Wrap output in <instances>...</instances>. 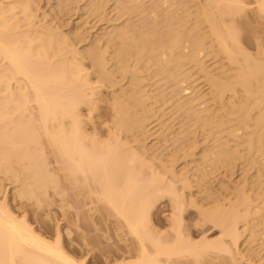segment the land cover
<instances>
[{
  "label": "bare ground",
  "instance_id": "bare-ground-1",
  "mask_svg": "<svg viewBox=\"0 0 264 264\" xmlns=\"http://www.w3.org/2000/svg\"><path fill=\"white\" fill-rule=\"evenodd\" d=\"M24 1L25 0H22V2H21V0H20V2H19V0H17V1H15V0L14 1L13 0H0V172L1 173L6 172L5 175H9L10 173H7V172H9V171L11 172L13 170V173H14L15 171L18 170V168L16 166H19L20 170L18 172L20 173V171H21V173L24 172V174H25L23 176L22 175L23 173L22 174L20 173V175L23 177V179L26 176L24 181L21 180L22 177L19 178L20 181H22L21 183L25 182V185L24 184H22V185H24L25 188H26L25 189L24 186L23 187L21 186V189L22 188L23 189L19 190V192L20 191L21 192L20 193L18 192V194H16L19 197V198L16 197L17 199H19V201H18L19 207L15 208V207H11L10 206L11 207L10 208V207L7 206V204H5V203L1 204L0 203V264H89L91 262V259L96 256V255L93 254V251H92L94 249L88 247L89 241L87 240V241L83 242V239L85 237L84 238L82 237L83 238L82 239L83 243L80 242V245H81L80 247L79 246L77 247L75 244L73 245L74 247H72V246L70 247V245L67 246V244L65 243V240L62 239V235H61V231L60 230H58L56 232V238L52 239V235L53 234L50 233L47 230L48 228L47 229L46 228L41 229V228L38 227V229H36L35 227H32L31 224H29V222L27 220L28 218H26L27 214H23L22 217H20L21 215L19 214L20 215L19 216L16 213V212H19V211L21 212L22 209H24V211L27 210L28 207L25 209L26 206L21 201V200H23L25 195L27 196L28 193H30V194L33 193V195H31V196L35 195V196H37L38 199H40V197H38V196L42 195V193L44 194V192L47 189L45 186H48V183L44 182L46 180V178H44V177H47L45 175L47 171L44 172L45 171L44 169H45L46 166L43 167V163H41L42 162L41 161V159H42V157H41L42 153L41 152H43L42 150H44V149H42V147L45 146V149H46L47 148L46 147L47 143L53 149L52 150L51 147H50V149H51L50 151H53L55 153V154L54 153L53 154L57 155L55 158H58V160L62 164H60L59 161H58V163L61 166L63 165L62 167L64 168V171L67 172V174L72 178V181L74 183L78 182L81 179H83L84 183L88 182L87 180L88 179L90 180V177L95 182L98 183L99 186L96 185V189L98 190L97 187H99V190L97 191L94 188L96 190V191H94L95 195L96 196H97V194L99 195L98 196V200L102 199L101 200L102 202L104 200V204L105 205H106V202H107L108 205H106V206H109V209L112 208L114 210V211L110 210V212H112L113 214L116 213L119 216V218L121 216L120 219L121 220L124 219L126 224L124 222L123 223L126 225V227H128V230L133 234V236L135 235V240L137 238L136 242H138V244H139V246H138L139 249L137 250V248H136V251H139L138 252L139 255L138 254L136 255V253H135V256L137 258H135L133 260L130 259L129 261H127L128 258L125 257L126 260L124 258V262L121 261V262H119V264H182L183 263L182 260H184V258H185L184 261H185V264H186V263H189V261H186V259H188L189 256H193L194 257V258H189L190 262L193 259H197L198 260L197 263L194 262V264L195 263L198 264L200 256L202 257V255L203 256H204V254L206 255V253H208L209 250H210L209 251L210 253H212V251H213V254L215 255L214 258H217V257L219 258V256L222 253H224V252L225 253H224L223 257L225 258L227 256L225 254L228 253V255L229 254L233 255L234 251L237 252L236 249H240L241 250L240 246L242 244L239 245V246L237 244L240 241L242 243V240H240V238H242V236H244L246 229L248 231L250 229V231H251V230L255 229V226H257V229H259L260 228L259 226L264 224V196H263L264 195V192H263L264 191V184L262 183V182H264V166L262 167L263 164L260 163V165L262 164L260 166L259 162H256L257 163L256 164L255 161L254 162L252 161L254 164L251 163V166L252 165H255V166L259 165L260 168H261V169L258 168L259 166L256 167V168H258L260 170L257 169L258 172L256 170V172H257L256 174L258 175V178L255 175L257 179H255V178L254 179H255V182H258L256 184H259V186H260V183H261V184H263V187L260 188L262 185L259 187L257 185L255 186V184L253 185V183L251 185L252 189H253L254 186L257 188V190H255L256 188L254 189L255 193L253 191V195L255 194V196H257L258 198L255 197V196L252 197V195H251L252 194L251 193L252 190H250V192H249V189H251V188H249V186H248L249 189H247V188L242 189L241 188V187H243V185H244V187H246L247 185L251 184L252 181H250V179L247 176V178L249 179L250 182H249V184L247 183V185L245 186V182L246 181L244 180V178L248 174H244L245 177L242 179V180H244V183L240 182V183H243V185L242 184H239V185L237 184V186H236V187L241 186L240 187L241 189L238 188L239 189V191H238V189L236 188L237 190L234 191V192H237V191L239 192L238 193L239 195H237V193H234L235 196H236L235 199H236L237 202L235 201L236 203H234V202L231 201L233 204H231L229 206H228V204L225 203L227 205L226 207H230L231 206L229 209L223 207V206H225L224 204H223V206L221 208V205L217 204V202H220V199H219V201L215 202L214 200H216L217 196L215 197L213 194L212 195L215 197V199H213V201L215 203L212 201L213 196H211V192H210L211 189L209 190L210 196L209 195L205 196L203 194L204 197H207V196L209 198L212 197V198H210L212 202L207 200V203L208 202L212 203V205L216 204V205L212 206L215 209L212 208L213 210H211V208L208 207L210 204H206L205 203L206 206L208 205L207 207L210 210L209 213L211 212L212 214L213 213L214 214L213 215H210V214L209 215L208 214L205 215L204 214V215L206 216V218L209 217V219L211 221L213 220L212 222L215 223L214 224L215 226L217 225L218 228L220 227L219 229H220L222 234H221V238H219V241H217V239L213 240L214 242L212 240H210V241L207 240L206 241V238H205L204 242L201 241L202 243L200 242V244L197 242L199 244V246L198 245L196 246V244H197L196 242L193 244L192 242H188L187 240H184L182 238V234L180 233L181 232L180 231V227H181V221H182V219L180 220V217H182V216L181 215L178 216L177 214H175V212H176L175 210H176V208H178L179 205L175 206L174 205L175 203H173L175 201L174 198H177L176 200H179V199H181V196H183V195L182 194H178V192H176L179 188L176 186L178 189L177 188H176L177 190L175 189V184L176 183H174L173 180H172V182H169V183H171L170 185H168L169 183L166 184V181H165V184H164L165 187L161 186V185H163L162 181H164L165 179L164 180L160 179L161 178L160 176H163V175H162V172L160 173L161 170H159L157 168V167H159L157 165L161 162V161H159V159L160 160H162V159L161 158L158 159L156 157L158 159L157 160L154 157L155 160H157V162H158V164L156 165V168H155L154 165L156 163L153 166L150 165L151 163H149L148 166H147V165H145L147 160L145 162V159H143V157H142V155L140 153H138L139 157H138L137 154H134V150L136 151L135 153H137V151H139V149H137V150L133 149L132 150V149L126 147L127 150L133 151V154H129L128 151L126 153L125 151H123L121 149L122 148L121 146H124L123 144H125L124 143L125 137L124 136L123 137H119V136L122 135V134L126 136V134L122 133V132H128L131 129L130 131H132V132H128V134L129 133H130V135H131V133L133 134L134 126L137 124L136 125L137 128L142 127V122L146 121L147 116H148V115L146 116V114H149V112L151 113L154 110L153 108H152L153 110L150 109L151 107L148 106L149 110H151V111L148 112L147 111L148 108H147V106H145L146 102L143 105V101L142 100H144L145 98L147 100V95H149V94L145 93L146 96L143 98V96L145 94H143V95H141V94L143 92H146V91L143 90L140 87L141 83L137 82V84L140 85V86H136V89H135L134 88L135 85H132L135 90L134 89L133 90L130 89V88H132V86H131L129 88V90H127V94H126L127 96L125 95L127 97V99H126V97H125L126 100L123 99V101L125 100L127 102L128 98H129V95L131 94L130 96H132V94L134 92L136 95L135 96L133 95L132 98L129 99L130 101L133 99L134 102L133 101H131V102L128 101L129 103H127V104H130V103L133 102L134 104H136V106H135L136 108H138L139 105H141V106L143 105L142 107H143L144 111L141 108V112H148V113H145V114L141 113L139 111L140 108L138 109L139 112L137 111L138 113H134L137 110L134 107V104H132V107L130 106L131 104L129 105L130 108H131L130 109L128 107V105L125 102H122L121 100H120V102L116 100L117 102L115 101L116 103L115 104L113 103L114 106H115V110H116V111H114L115 112L114 113L115 119H113V120H115V122H114V126L112 125L113 127H111V130L109 129L110 130L109 132L110 133L112 132V134L109 133L112 137L111 138L109 137L107 139L108 140L107 142H104L103 139H101L103 141H101L100 139L98 140V136H96V135H94L95 136L94 137L90 133L87 134V132L84 130V127L82 125L83 120H82V117H81V107L84 104H87V103L92 101V99H91L92 92L91 93L88 92L89 90L92 91V89H93V88H91V86H89L90 80H88L87 77L83 75L82 69L78 66V64H76L75 61H74L75 62L74 63V62H72L70 60L71 57H69V55L64 56L65 54L62 52L63 50L61 49L62 45L64 44V41L62 40L63 43L61 41V37L62 36L59 35L60 36V41L62 43L61 48H60V44H61L60 41H59V47H57L58 46V45H56L57 41L55 40V36L58 35V34L53 32V35L56 34L55 36H53L51 34L52 30H51V32H49V30H48L49 33L46 32L47 30L44 32L43 30L46 28V26L44 28V25L42 27V31L41 32L37 28H35V29L33 28L35 26L38 27L40 25L37 26V24H35V26H34L33 25L34 23L32 24V22L34 20V19H32V17H36L34 14L32 15L31 14L32 12L30 11V10H32L31 7L33 8L32 3H30L29 0L28 1L26 0L28 2L27 3L25 1L27 3L26 4V3H24ZM93 1L94 0H92L91 3ZM154 1H155V3H153V5L155 7H159L160 4L158 6H156V4L159 1H161V3H163V0H159L158 2L156 0H154ZM178 1L179 2H183L184 1V3H185V0H183V1L182 0L181 1L178 0ZM188 1L189 2L188 3L186 2V5L187 4L191 5L190 4V3H192L191 1L194 2V0H191V1L188 0ZM199 1H200V3H199ZM205 1H207L206 3H208V0H205ZM209 1L213 2V4H214V2H216V4H214V5H218V6H216L217 9H215L216 7L214 5L212 6V7H215L214 8L215 12L217 10V13H219L218 15L215 12H213L214 10H212L211 12H212V14L213 13H215V14L211 15V13H209V11H208V8H207L206 4H205L206 7H203V5H204L203 1H202L203 5H201L202 4L201 0H198L196 2V4L199 3L201 6H197L196 4L194 5V8H196V6L199 7L198 9L202 8V10L197 12L198 17L195 16V14H196L195 12H189L190 14L188 13V10L190 11L189 8H186L188 5L185 7V4H180L179 3V5H182V6L185 7L184 8V7L180 6V7H182V9L184 8L183 11L185 10V12H186V10H187V13L179 15V16H183L182 19L184 20V22H183V20L179 19L180 21H182L181 24L183 25V28L186 27L187 25H189V26L191 24L194 25L195 24V20L197 21L194 26L192 25V26H190V28H186V29H188L187 31H186V29H184L186 31L187 35H186V33H185V31L183 29H181L182 31L181 30H178V31L176 30V29H180L181 28L180 26H178V23H180V22H177V24H176L179 28L175 29L176 25H174V24L178 20V19H175V18H177V17L179 18L178 15H176V17H174L173 20H172V18H173L172 16H175L174 13L166 15V17L168 15L171 17V18L168 17L169 20L167 19L168 22L169 21L171 22V23L169 22L171 25L170 24L166 25V22H163L164 19L161 21L162 17L160 18L157 15L155 16L157 18V22L156 23H158L160 21L159 25L161 23V26H163L164 28H165V26H166V28L169 27L168 28L169 30L166 29V28H165L166 30H163L164 28L162 27L163 29H161V30H162V32L165 31L164 34L161 32V30H158L157 32H161L159 35H161L163 37H164V35H166L169 38V37H171V35L169 33H171V32L173 33L172 34V36L174 35L172 37L173 39L172 38L168 39L169 41L171 39L173 40L172 44H171V42L168 43L171 46H169V45L166 46V41H168L167 39H165L166 36L164 37V40H163V37L161 38V36H160V38L162 39V40H160L157 37V35H156L157 32H154L155 35L153 34V30L156 31L155 28H157L159 26V25L157 26L156 23L154 22V21H156V19L154 21H152V22L155 23V25L157 27L154 24H153V26L150 23L147 24V19L148 18L146 19V17H144L143 13H142L143 16L141 14H139V15H141V21L139 20V22H142V18H143V20L145 19L144 20L145 24L149 28L151 26L154 27V28H152V27H151V29H149L148 27L146 28V26L143 24L144 25L143 27H145L144 30L147 29L144 32V34L145 33H147V34L146 35L143 34L142 36H140V34L142 32L141 29H143L142 24H140L141 25L140 28H138L139 25L136 26L138 28V29L136 28L137 30H135L136 33H135V31H132L135 34H133V33L128 31V29H127L129 27V25H128V27L126 26L127 28H125V30L127 29L126 30L127 31L126 32V36L128 34V36L130 38H127V40L128 41L134 40L137 43L136 40H138L140 37L142 39V37L144 36L143 38H145L144 40H146V42L151 41V42H149L150 44L147 43V45L148 44L151 45L155 41L150 40L149 36L147 37V35L150 34V36H151L153 34L151 39L156 40L158 38L161 41V42L159 41L160 44H162L164 42L163 44L166 46V48L167 49L169 48V50L171 51L170 53L174 54V58H173V60H171L173 55L170 54L169 59H167V60H170V61H167L166 59H164L166 57L168 58V56H166L167 53H168V50L165 47H162L163 44L159 46V44H157L158 43V39H157L156 40L157 43H155L157 49L155 48L154 51L156 53H157V51H160L158 53L164 52L163 56H165V57L159 59L162 55L158 57L159 54L158 55L156 54L157 55L156 58H158L159 62H161V61L163 62L164 60L167 61V62H165V61L163 62L165 64V66L163 65V63L161 64V63L158 62L159 65H163L165 68L164 67L162 68V67L158 66V63H157V66L159 68L155 66L156 68H154V70L155 71L157 70L156 72L158 74L161 69H163V70L165 69V71H166V69H167V71H168V69H170V71H168L170 73H168L167 71H166V73L161 71L162 72L161 74H164V75L165 74H167V75L169 74L170 78L167 76V79L169 78L170 80L174 76L176 77L177 73H175L176 75L173 74V73L175 71L177 72L181 68L180 65L181 66L183 65V67L185 66L184 64H186V63H183V61L187 62L189 60H192V61L193 60L194 61L201 60V59H199L200 57L197 59V56H199L200 54L205 53V51H207L206 45L209 46V47L211 46L210 48H212L215 45L214 47L218 48V49L215 48V49H217V51L215 53H217L218 51H221L222 53L219 52V55L220 54H225L224 56L225 57L227 56L229 60L227 58H225L223 55H222V57H224L226 59V61H231L230 67L231 66L233 67L235 65H236L235 67H237L238 66L237 64H239V67H237L239 69L235 68L237 70V74H238L237 77L234 75L236 77V79H235L234 76H232V73L230 75V76L233 77V78H231V77L230 78L233 79V80L235 79V81H233V80L229 81L230 78H228V76H227V78L224 81V85H223L222 81H221L222 83L219 81V80H221V78H220L221 75L216 73L215 76H214V73H212L213 75H211V73H210L211 77L213 78L212 79L213 82H212L210 80L211 77L208 75L209 72L205 73L203 71L206 74V76H205V74L203 72H202V74L204 75V77H207V75H208V78H209L208 84H209V82H212L210 84H212L215 87V89H214L212 87V85H211V89H214L215 92H218V95L220 93L218 103H220L221 105L218 104L217 102L216 103H217V106H219V107L222 106V107H220V109L222 110V113H223V114L220 113V115L222 116L221 118L224 117L225 118V120L223 119L224 121H227V120L229 121L231 118L227 119V117H228L227 115L231 114V115H233V119H234V120H231L232 121L231 123H234V122L236 123L237 122V124H238V125L234 124V125L238 126V127L235 126L236 130H233V128H232L233 125L232 126L230 125L231 128H232L230 130V126L228 125L230 132L228 130H226V128H223L229 134H227L226 131L222 129L225 132V134L227 135V138L230 139V136H231V138L233 140L235 139L236 141L235 140L234 141H235V145L237 147H238V143H237L238 141H239V146H241V144L244 143L245 144V149L247 150V152H251L250 150H252L253 147H255V143H254L255 139H252V136H250L251 138L248 136L250 138V142H246V140H245L246 143L243 142V141H241L242 142L241 143L240 142L241 138L239 137L238 133H236V132L240 131V128H241L239 126V125H241L240 122H243L242 125H245L246 120L249 118L250 122H256L255 124L253 123V125H255L253 127L256 128L255 129L256 131L259 130V129H257L258 128L257 126H259V127L261 126L262 127V129H263V130H261L262 133L258 132V133H260V135L259 134H257V135L255 134V135H256V137L258 135H259L258 137H260V138L257 137L259 139V140L258 139L256 140L257 145H259V144L261 145L262 142H263L262 140H263V137H264V132H263L264 131V127L262 125H264V108H263L264 107V65L262 66L260 64V62L258 63V61L256 60V62L255 61H254V63L252 62L251 66H250V64L247 66L246 64H248V63L246 62L245 59L247 57H248L247 61H249L250 59L251 60H253V59H252V57L250 58L249 55L246 52L245 53L248 56L245 55L244 52L241 53V51H243V49L240 47V44L239 45L237 44V42H238L237 39L240 40V38H238L237 36L239 35V37H240V34H238L237 31L235 32V29H237V27L235 28L236 25H233L234 27L232 26L231 28H226V27H228V25L230 23L229 20L232 19L231 17H233V18L234 17L236 18L237 16L239 17L240 14L243 12V10H244L243 13L246 12L247 8H246V6H244L243 2L240 1V0H209ZM130 2H131V0H130ZM133 2H135V1L132 0L131 3L133 4ZM174 2H175V0H173V3ZM29 3L31 4V7H30ZM176 3L178 4V2H175V4ZM132 4H130V5H132ZM137 4H139V3L137 2ZM257 4L258 5L256 6V9H257L256 11L260 14V16L264 17V0H258ZM127 5L130 7L129 3ZM134 5H136V2L134 3ZM135 7H136L135 9H137V7H138L139 11L140 10L142 11V9H143V8L141 9L140 5H137ZM188 7H190V6H188ZM128 9L129 8L127 7V11H128ZM198 9H197V11H198ZM130 10H131V8H130ZM191 11H192V9H191ZM34 12H35V10H34ZM188 14L190 16L189 18H188ZM227 15H228V17H227ZM229 15H231L230 18H229ZM192 16H195L194 17L195 20L192 19L193 18ZM224 16H226V18H229V20L226 21L225 20L226 18H223ZM149 17L151 18V16H149ZM150 18L148 19V22H151ZM153 18L154 17H152V19ZM222 18H223L224 21L222 20ZM31 19H32V22H31ZM139 19H140V17H139ZM158 19H160V20H158ZM189 19H190V21H192L191 24L189 22ZM233 20H231L232 21L230 23L231 25L233 23ZM172 21H174L173 24H172ZM185 21H187V22H185ZM202 22L205 23V24H203V26L206 25L207 28L205 26H204V28L207 29V30H205L203 28ZM185 23L187 24L186 26L184 25ZM162 24H164V25H162ZM134 25H135V23H134ZM223 25L224 26L226 25V26L224 27ZM27 26L29 28L30 27L33 28L34 36L30 37L31 36V34H30L31 30H30V33H28L29 32L28 30H24V29H29ZM130 26H131V28L129 27V30H134L135 29V26H133V25H130ZM170 26H171V28H170ZM221 27L223 29L225 28L226 31L224 32ZM22 28H24V29L22 30ZM32 28H30V29H32ZM159 28H157V29H159ZM48 29H50V27ZM139 30L141 31L139 33L140 37L136 35ZM149 30H151L152 32L150 31V33H148ZM167 30L169 31V33H168ZM123 31H124V29H123ZM115 32L116 31H114V33ZM117 33H118V31H117ZM129 33L132 36L136 35L137 37L136 36H133V37L138 38V39L135 40V38H131L132 36H130ZM28 34H30V36ZM183 35H185L186 37L188 36V37L186 38ZM59 36H57V39H59ZM114 36H115V34H114ZM126 36H124V37H126ZM115 38H117V36H115ZM146 38H148V39H146ZM208 38L211 39V41H213L212 43H214V44H212L210 41H209V45L206 44V40ZM62 39H63V37H62ZM64 40L66 41L67 39H64ZM125 40H126V38H124V41L122 42L123 45H124V42H127ZM144 40H142L143 41L142 44L144 43L143 45H146ZM208 40H207V43H208ZM114 41H115V39L113 38L112 42L114 43ZM134 41H133L134 45L132 43L130 45H131V48L134 51H136V47L140 46V44L139 43L135 44ZM66 42H69V41L67 40ZM185 42L188 43V45H189L188 47L190 48L189 50H191V51L187 50L188 47L187 48L184 47L183 43H185ZM239 43H240V41H239ZM70 45L71 44H69V46L64 45L63 48H64V52L66 54L71 52V55H72V52H74L75 49L72 48L73 51H71L70 47H72V46H70ZM115 45H116V43H115ZM126 45L128 46V43ZM130 45L128 47H130ZM135 45H137V46L135 47ZM147 45H146V47L143 46V48L145 47L147 49V47H148ZM152 45H151V48H152ZM65 46L67 47V50H69V48H70V50L69 51H65V48H66ZM133 46H134V48H133ZM238 46H239V48H238ZM112 47H114V45H112ZM125 47L126 46H124V48ZM182 47H184V49H186L185 51H188V52H185ZM137 48H139V47H137ZM141 48L142 47L140 46V49ZM126 49H129V48H125V50L123 49L125 54H123L124 52L121 53V54L124 55L122 57L124 59H125V56L128 57V59H129V56L131 54H133L132 58H135V59H136L135 55L137 56V54H139L138 56H140V54L143 56V54H142L143 49H141V50L137 49L138 52H134L135 55H134V53H130L131 50L129 51V50H126ZM163 49H166L167 51H165V50L163 51ZM149 50H150V48H149ZM179 50L180 51L183 50L187 55H184L185 53L183 51L180 52V53H183V55L178 54ZM150 51L152 52V50H150ZM212 51H214V49H212L210 52H212ZM144 52H145V50H144ZM147 52L144 53V55L146 54V56L149 55V57L151 56L152 58H155L152 55L153 53L150 55ZM237 52H238V54H240V53H241V55L243 54V56L246 57V58L242 59V56L238 55ZM212 53L214 54V52H212ZM234 53L237 54V58L235 57ZM142 56H140V58ZM238 56H239V58H238ZM216 57H218V55ZM220 57H221V55H220ZM113 58L114 57H112V59ZM140 58H139V61L136 60L138 62V64L136 63L137 65L135 64L136 65V66L134 65L135 67L140 66V65L142 66V64L145 62V61L144 62L142 61L143 63H141L140 60H142L144 57L141 58V59ZM192 58H194V59H192ZM201 58H202V56H201ZM240 58L243 60V62L245 61L244 64H243V62H242V60ZM124 59H122V60H124ZM236 59L237 60L240 59L241 62H242L241 64L244 65V67L245 66L246 67L245 68L242 67V65L239 63L240 61L239 60L237 61ZM202 60H203V58H202ZM97 61H100L99 62L100 63L99 64L100 68H102L104 70L103 72L106 73L105 77L104 76L103 77L104 78H108V79L112 78L113 76L111 77L112 74H110L112 72H110V71H109L110 73L106 72V68L105 67H107L106 66L107 64L106 65L103 64L102 56H98ZM127 61L128 60H126V61L124 60L123 61V62H126V67L127 68L125 67V64L123 62H122V64L120 63L122 65L120 68L121 69L124 68L122 71L126 70L125 74H127L129 72L128 69L130 68V67L128 68V66H127ZM173 61L178 62V63H180L182 61V63L179 66H178V63H177V65L173 64L172 67H173V69L176 68V70L173 71V69H172V71H173V73H172L171 72V65H172V63H174ZM250 61H249V63H251ZM118 62H119V60H118ZM139 62H140V64H139ZM201 62L204 64L203 61H201ZM201 62H198L199 66L201 65ZM78 63H79V61H78ZM193 63H195V62H193ZM255 63H258L259 65L255 64ZM190 64H191V62H190ZM228 64H230V62H228ZM253 64H254V67H256V68L253 67ZM193 65H195V64H193ZM174 66H176V67H174ZM257 66H259V67H257ZM134 68L131 67L130 69L134 70ZM140 68L141 67H139L138 69L136 68L137 70H134L133 74L137 75V72L141 73ZM199 68H200V70L197 68V71H201V69L202 70H204V69L206 70L207 67L205 66V68H204V67L201 66ZM233 68H231V69L234 72L233 74H235L236 71H234L235 69H233ZM111 69H113V68H110V69L108 68V70H111ZM121 69H120V71H121ZM262 69H263V71H262ZM131 70H130V72H132ZM183 70L178 71V75H177L176 79L180 77L181 73L187 71L186 69H185V71H183ZM121 72H120V75L121 74L125 75V74H123L124 72L123 73H121ZM206 72H207V70H206ZM161 74H159V76H162ZM102 75H104V74H102ZM183 75H184V73L181 74V76H183ZM187 75L184 76L186 78V80H181L182 77L180 78V81H181L180 83L183 84V83H185V81L187 82V77H186ZM216 75H219L220 77H218ZM134 77H135V75H133V79H137L136 78L137 76L135 78ZM163 77H165V80H164L165 83H166V81H169V83L172 82L171 83L172 84L171 90H172L173 86H174V81H172V80L170 81L169 79L167 80L166 79V75L163 76ZM163 77H161V80L163 79ZM175 77H174L173 80H176ZM184 77L182 79H184ZM100 78H102V76ZM206 79L207 78H205V80ZM11 80L12 81L14 80L15 83H16V81H18L17 83L20 82L19 83L20 85L18 84V87L15 85L16 88H14V87L12 88L11 87ZM177 80L179 81V79H177ZM101 81L103 82L105 80L102 79ZM228 82L229 83L231 82V85ZM21 83H23L24 85L21 86ZM135 83L133 82L131 84H135ZM175 83H177V81ZM232 83H233V85L235 83V87L232 85ZM177 85L181 86L179 83L176 84V86ZM13 86H14V84H13ZM176 86H174V90L177 91V92L175 93L173 91V93L172 92L169 93V94H174L173 96H171L172 98L177 93L179 94L178 91L181 90L180 88L182 87L181 86L180 88H178V90H176ZM255 86L258 87V92L257 93H259V96H257V100L254 99L256 97V95L255 96L253 95L254 98L253 97L251 98V96H249L252 93L251 91H252V89H254ZM137 87H139V88H137ZM237 87L238 88L243 87V94H245L244 97L247 96L250 99H253V101H252V102H254V104L252 103L253 106L251 104V107L253 108V110L256 111V108H258V107L261 108L263 106L262 107L263 110L261 109L262 111L261 110L259 111L261 113H260V115H257L258 117L255 119V121L253 120L255 118L254 116L256 115L255 111L253 112L255 115L251 116L250 114L252 113L253 110L252 109H248L249 107H247V106L249 104L248 105L246 104V102H248V103L251 102V101H249L250 100L249 98L248 99H247V97H246V99L245 98H241L244 103L243 102L241 103L239 101L240 98L238 99V101H236L237 100L236 96L238 95V94L236 95V93L234 94V96H232V97H235L234 100L236 99L235 100L236 102H234V100H231L233 98L230 96V94H229L230 97L228 96V98H227V99L231 100V101L228 100L229 103L224 98V97H226V96H224L226 94V93L224 94L225 90H226L225 92H227V93L229 92L228 90H230L229 93H231V91L235 92L236 91L235 88H237ZM251 87H252V89H250ZM137 89H139V90L141 89L142 90V91H139L140 94L136 93V92H138ZM186 89L188 90V88H185L184 90H186ZM214 90L213 91L211 90V92H214ZM241 90H242V88L239 89L237 92H242ZM245 90L247 92H251V93H247ZM128 91H130V93ZM220 91H223V94H221ZM256 91H257V89H256ZM254 92H253V94H254ZM233 93H232V95H233ZM124 94H125V92H124ZM124 94L122 93V94H119V95H121V97L123 95V97H124ZM137 94H138V96H137ZM158 94L160 95V97L162 96L163 98L161 97L162 98L161 99V98H159L158 95L155 94L156 96H158V98L155 97V99H154V97H153L154 101H157L156 99H158V100L161 99V101L163 99L165 100V98H164L165 95L163 96L162 93H160V92ZM119 95H117V97H115V98L116 99H120L121 97H119ZM213 95L214 94H212L211 99L214 98ZM94 96H96V95H94ZM140 96H142V98H140ZM199 96L197 97V99L199 98ZM215 97H218V96H215ZM148 98H149V96H148ZM202 98H203V96H202ZM202 98L200 97V99H202ZM174 99H176V98L174 97ZM194 99L196 100L195 97H194ZM200 99H198V100L201 101ZM204 99L208 100V97L205 96ZM204 99H202V102H204ZM146 100H144V101H146ZM179 100H180V98H179ZM179 100L176 99L177 102ZM245 100H246V102H245ZM32 102L35 103L34 106H32L30 104ZM157 102L160 104L159 101H157ZM181 102H183V101H181ZM181 102H180V104H181ZM184 102H186V101H184ZM184 102L182 103V105H187V103L184 104ZM237 102H239V104ZM117 103L119 104L118 107H117ZM193 104H191V105H193ZM227 104H229L228 105L229 109L227 107ZM144 106L147 108L146 111H145ZM214 106H215L214 104L210 105V109L212 107L214 108ZM255 106H256V108H255ZM116 107H117V109H116ZM181 107L182 106H180L179 108L181 109ZM219 107H216V108L219 109ZM132 108H133V110H132ZM182 108H184V107H182ZM191 108H192L193 112H196L195 115H192L193 113L191 111ZM194 108L195 107H190L189 106L186 111L188 112V109H189L191 114H190V112L187 113V114L191 115V116H196V120H197V116L200 117L199 115H202L203 116L202 117L203 120H200L201 117L198 118V120H200L202 122L204 121L203 124H201V125H203V127L205 126L207 128L205 120H204V117L205 116L207 117V115H209V114H211V118L207 119L208 117L207 118L205 117L206 122L208 123L207 124L208 128H209V125L211 126L213 124V122L211 123V119H212V121H217V122L221 121L220 117H217V115L215 116V114L218 113L217 111H215L216 108H215V110L213 112V113L216 112L215 114H213L215 118L217 117L216 120H215V118H213V115H212V111L213 110L212 109L210 111L211 113H209L210 109L208 110L207 107H204L203 109L201 108L202 112H201V109H199L200 111H198L196 108H195V111H194ZM259 108H258V110H259ZM31 109L32 110L35 109L36 110V114H34ZM92 110H93V107H92ZM258 110H257L256 113L259 114ZM249 111H251L250 114H248ZM139 113H141V114H139ZM202 113H204L205 115H203ZM136 114H137V116L141 115V117L142 118L144 117V119L140 120L139 119L140 116L137 118ZM143 114H144V116H143ZM153 114H155V112ZM191 116H189L190 119H192ZM249 116L252 117L251 118L252 120L250 119ZM229 117H231V116H229ZM218 118H220V119H218ZM236 119H238V121ZM192 120H195V119H192ZM218 120H220V121H218ZM195 121H194L195 125L193 124V126H191V125L189 126V127H191L190 130H192V127H193L192 131H194V127L197 124L199 126V123H196ZM209 121H210V123H209ZM221 123H219V124H221ZM231 123H226L225 122L226 125L227 124H231ZM219 124H215L214 123L212 125V127L213 126L217 127V125L220 126ZM139 125H141V126H139ZM221 125H224V124L222 123ZM226 125H225V127H228ZM199 127H201V126H199ZM196 128H195V130H196ZM206 128L203 129L204 131L202 133H207V134H204L205 135L204 137L205 138L207 137L206 139H208L211 136V135H209V133L210 134L212 133V131L210 129L213 130V129H216V128H214V127L211 128L210 127L209 130L211 132H209V131L205 132ZM208 128H207V130H208ZM217 128L219 129L221 127H217ZM237 128H239V130ZM187 130H185V131H187ZM254 131H252V132H254ZM187 132L189 134H192V135H193V133L195 134V132L191 133V131L189 132V130ZM214 132L217 133L216 131H214ZM252 134L253 133H250V135H252ZM89 135H91V136H89ZM206 135H208V136H206ZM237 135H238V137L240 139L237 137ZM247 135L245 136V139H246ZM113 136H114V138H117V139H114ZM89 137H90V140H89ZM216 137H218V138L222 137L223 138V136H221V137L216 136ZM41 138H42V140H43V138H45V140L47 142L46 143L43 140L45 142V145L43 144V146H42V144L40 145L41 142L44 143L43 141H41ZM94 138L96 140H94ZM123 138H124V140H122ZM196 138H194V139L196 140ZM198 138H200V137H198ZM218 138H216L217 142L219 140ZM109 139H111V141H113L112 139H114V142L112 143ZM192 139H189V140H191L189 143L190 144H196L195 145L196 147L195 146L193 147V145H190L188 142L185 144L186 146L184 145V147H187V150H188L189 147L187 146V144H189L190 147H191L190 151H192L191 149H193L192 152H194L195 151L194 149L197 150V146H198L197 144H198V142L201 139L197 140L198 141V142L196 141L197 143L196 142L195 143H191L194 140V139L193 140ZM229 139L223 140V142L225 141L224 145L221 143L222 139L219 140V141H221L220 142L221 144L219 143L220 144L219 145L217 143V148L221 147L220 150L219 149L214 150L216 147H209V148H212V150H214L213 151L214 153L218 152L215 155L216 157L218 156V158L213 156V152H210L211 149H206L205 151H207V152L209 151L211 153V154L210 153L209 154L212 155V158L209 157L210 156L209 154H208L209 156L206 153H204V155L206 154L207 156L203 155L205 158L208 157V158H206V159H209V160H207V161H209L208 163H207V161H206V159L204 157L203 158L205 160L202 157H200V159H202V160H200V162L202 163L203 166L209 164V165H207L205 167L206 169H207V167L209 168V166H212V164L215 165V166H212L213 167L212 169H210L211 168L210 167L209 168L210 170L208 169V171H211V170L213 171L214 167H216L219 162H221V164L220 163L219 164H220V166L222 165V167H223V165L229 164L231 161L234 162L235 160L233 161L232 160L233 158L236 159V162H234L235 164H237V160H240V159H241L240 161L242 162V158H244V157H242V155H240V152L238 154L237 151H240V150H237V148H235V149H232V147L230 148V146H234V145H231L230 143H227L229 141ZM243 139H244V137L241 140H243ZM97 140H98V142L95 143ZM116 140H119V141L121 140V143H122V141H123V143L121 144V143H119V141H116ZM247 140H249V139H247ZM87 141H90L92 143L94 141L95 144L93 143L94 144L93 145L92 143L88 142V143H90L92 145V146H90L87 143ZM263 144H262L263 149L261 148L262 147L261 146L260 148L262 150L260 149L261 150L260 151L257 148V151L259 150V152H262L264 154V145ZM38 145H40L41 147H39ZM125 145H127V144H125ZM246 145H248V146H246ZM257 145H256V147H257ZM140 147L142 149H144L141 145H140ZM177 147L179 148V151H181L180 149H182L183 146L182 147L181 146L180 147L176 146V148ZM184 147H183L184 150H182V151H184L185 153L182 152V156L184 154L188 153L186 148H184ZM206 147H208V146H206ZM246 147L248 149H250V150H248ZM146 149H144L142 151H146ZM231 149L234 150V151H232ZM254 149H256V148H254ZM254 149H253V151H254ZM200 150H199V152H200ZM39 151H41V152H39ZM202 151H204V150L202 149ZM199 152H197V153L199 154ZM175 153L177 154V156L175 155ZM175 153H173L174 155L171 154V157L176 156V158H177L178 157V153H179V155H181L180 154L181 152H178V151L176 152L175 151ZM262 153H260V154H262ZM190 154H192V153H189V154H187V156H185V155L184 156L187 158V157H189ZM198 154H196V155H198ZM136 156L138 157V159L140 157H142V160L144 161V165L145 166L142 164L143 161H138L137 158H136V160H137L136 162L138 163V166L139 167H142V165L144 166V168L143 167L142 168L138 167L139 169H142V170H139L137 168V166L135 168V166L133 164L134 161H135V157ZM182 156H180V157H182ZM201 156H202V153H201ZM180 157H178V158H180ZM190 157L192 158L193 156H190ZM213 157L218 159V162H215L217 160H215ZM237 157H239L240 159H237ZM263 157H264V155H263ZM173 158H175V157H173ZM184 158L182 157V159H184ZM169 159H172V158H169ZM193 159L196 161V158L193 157ZM174 160L176 161L177 159H174ZM174 160L172 159V162ZM187 160L189 161V159H187ZM197 160H198L199 166H201L200 165L201 163L199 162V158ZM169 161H171V160H169ZM175 161L173 162V164L175 163ZM140 162H142V163H140ZM222 162H224V163L222 164ZM247 162H248V160H247ZM247 162H245V163H247ZM249 162H250V160H249ZM45 163H44V165H45ZM137 163H135V165ZM190 163L189 164L186 163L187 166H185L187 169L189 168L190 171H191V169L194 170V168H196L197 165H198V164H194V166L196 165L195 167H190L189 166ZM196 163H197V161H196ZM203 163H205V164H203ZM215 163H217V164H215ZM245 163H243V164L245 165ZM247 164H249L248 166H250V163H247ZM20 165L22 167H20ZM233 165L234 164H230L228 166L232 167ZM244 165H242V166H244ZM203 166H202L203 170H200L201 167H200V169L198 167V170H199L198 173H200V175L202 174V171L205 170ZM228 166L227 167L225 166V168L226 169L227 168L228 169L231 168V167H228ZM234 166H236V165H234ZM62 167H60V168H62ZM185 167H184V169H185ZM233 167L231 168V170L234 169ZM14 168H16L17 170L14 169ZM63 168L61 169L62 171H63ZM120 168L121 169L125 168V172L123 170H122V172H120V173H122L123 178L122 177L120 178L121 183L119 184L118 183L119 180H118L117 172H118V170ZM245 168H243V169H245ZM144 169H145V171L147 170L148 172L151 169V171H150L151 174H148V175H154V176H150L149 177L147 175V172L145 174L148 177L142 176V175H144V172H143ZM247 169L248 168L245 169V173H246ZM152 170H153V173H152ZM170 170L173 171L174 169H170ZM175 170H176V168H175ZM175 170H174L173 174L174 173L177 174L178 169L176 170L177 172H175ZM198 170H196V171H198ZM218 170H220V169L218 168ZM196 171L194 170L195 173H197ZM206 171L203 172L204 173L203 175L206 174L205 173ZM228 171H230V169ZM18 172L17 173L15 172L17 175L15 173H14L15 175L13 174L15 177L17 176L14 179H18V177L20 176ZM187 172H189V171H186V173ZM216 172H217V169H216ZM216 172L215 173L213 172V173L216 174ZM186 173H183V175L181 174L184 177H180V179L181 178H183V179H181V180L178 179L179 181H182V182H184V180H185L186 183L184 182L185 183L183 185L184 187L185 186H191L192 185L191 183H193V181L190 180V176H189V178L186 177ZM198 173L195 176L198 177ZM194 174H193V172H191V175H193V177H191V178L195 177ZM210 174H209V172H207L206 176L208 177V175H210ZM203 175H202V177H203ZM88 176H90V177L88 178ZM173 176H176V175H173ZM215 176L217 177V175H215ZM10 177H11V174H10ZM216 177H214V178H216ZM48 178H50V177H48ZM48 178H47V180H48ZM205 178L203 177L202 180H206ZM29 179H31V180H29ZM196 179L197 178L195 177V180ZM200 179L198 178L197 180L199 182H201L200 183L201 185L203 183H204V186L206 185V183L209 185V183H208L209 181L208 180H207V182L206 181L203 182L202 180L200 181ZM248 179H247V182H248ZM262 179H263V181H260ZM178 180L176 182H178ZM222 180H224V179H222ZM189 181H191L190 184H189ZM90 182H92V181H90ZM160 182H161V184H159ZM218 182L221 183L223 181H221V182L218 181ZM81 183L83 185L82 180H81ZM225 184H226L225 181H224V184L221 183L223 188L225 186H227L226 188L231 190L230 194L232 195L233 190L235 189V187L233 185H232L233 186L232 187L228 183L232 187V189H231V188L228 187V184L227 185H225ZM81 186H80V189H82ZM160 186L163 187L164 189L161 188ZM204 186H203V189L205 187H208L207 185L205 187ZM44 187L46 189H44ZM166 187L168 189H166ZM185 188H187V187H185ZM223 188H222V190L224 192V190H226V188H224V189ZM43 189L45 191H43ZM164 190H166V191L164 192ZM178 191H180V190H178ZM205 191H208V188H207V190L205 188ZM226 191L224 193H226ZM163 192L164 193L167 192V194L169 196H171L170 193H172V195H175V197L172 198L173 199V201H172L173 205L172 206L173 207L175 206L174 207L175 210L173 209L175 212L173 214H174V216H176L178 218L175 217L176 218L175 219L173 217V215L171 216V218H172L171 227L173 226L174 230H176L175 239L173 238L174 240H172V241H166L167 239H165V238H163L165 240H162L161 237H160L161 236L160 232H159V235H156L157 233H154L155 230L153 231L154 227H153V224H152L153 222L151 221L152 218H151V213L150 212L152 211V208L150 209V207H154V206H152V204H154V202L160 196L161 197L162 196H164V197L167 196V195L165 196L164 194L162 195ZM199 192H200V190H199ZM199 192H196V193L198 194ZM204 193H206V192H204ZM228 193H229V191H228ZM249 193H251V194H249ZM192 194H193V192H192ZM206 194H209V193H206ZM234 194H233V196H234ZM16 195H14V197ZM231 195L230 196L228 195V196L231 197ZM237 196L239 197L238 200H237ZM28 197L30 199V195ZM41 198H42V196H41ZM99 198H101V199H99ZM218 198H217V200H218ZM190 200H192L193 203H194V201L196 199L193 200L191 198ZM202 200L204 201L205 199L203 198ZM254 200L255 201H257V200L259 201V204H258L259 206L256 205V207H254L255 206V201ZM152 201H154V202H152ZM181 201L185 202V200H183V198H182V200L177 201V203H180ZM192 201H190V202H192ZM199 201L201 202V205H203L202 207H204L205 205L202 204L203 202L201 200H199ZM199 201L196 200L195 202L197 203ZM258 201H257V203H258ZM190 202H189V204H190ZM200 202H199V204H200ZM205 202H206V200H205ZM231 202L229 201V203H231ZM253 202H254V204H253ZM260 203H261V206H260ZM182 204H184V203H182ZM195 204H193V206L198 207V205H197L198 203L196 204L197 206ZM180 206H179V208H180ZM215 206H217L218 209ZM199 209H200V211H203L204 209H206V207H204L202 209L199 208ZM208 209H206L204 211L206 213H208L207 212ZM216 209L218 211H216ZM200 214L202 215L201 212H200ZM203 216H202V218H203ZM251 217L253 219H251V222H250V218ZM209 219H208V221H210ZM240 222H243V226H241L242 224L239 225ZM149 225H151L153 228L150 227ZM148 227H150L151 230ZM77 228L80 229V227H77ZM77 228H74L75 230L73 228H69L68 232L69 231L71 232L73 230L75 234L76 233L79 234L81 232V230H79ZM254 232L258 233L259 231H254ZM252 233L253 232L251 231L249 234H251V238H253L252 239L253 241L252 240L251 241L254 242L259 237V236L257 237V235H259V234L253 235L254 233L253 234ZM83 234H84V231L81 232V235L79 234L78 236H82ZM180 234H181V236H179ZM222 235L226 236L225 238L229 239L232 242V246L230 244V241H229L230 246L228 244V241H227V244H226V241L225 242L222 241V238L225 239L224 237H222ZM245 236H244V238H245ZM163 237H165V236H163ZM248 237H250V236H248ZM244 238H242L243 241L247 242L249 240V239L248 240L247 239L244 240ZM254 238H256V239L254 240ZM168 240H170V239H168ZM67 242H68V240H67ZM246 242H244L243 244H245ZM147 243H149L150 245H148ZM191 243L194 246H192ZM187 244H190V245H187ZM234 245H235V248H236V246H237V248L233 251V249L231 247H233ZM149 246H151L152 248L154 247V248L151 249V247H149ZM245 247H246V245H245ZM243 248H244V245H243L242 249ZM259 248H263V247L260 246ZM259 248H258V251L255 249L257 252H259V254L257 253L256 256L257 255L260 256L262 254V252H260L261 250L259 251ZM246 249H248V248H246ZM214 250H215V252H214ZM216 250L218 252H220L219 256L216 253L217 252ZM244 251L245 250L240 251V253L238 252L239 255H241L240 259H242L245 256L243 258V260H244L245 258L248 257L247 256L248 254L250 255L249 258L254 255V252L252 253L250 251L247 254V252H246L247 250L245 251L246 253ZM262 251H264V249ZM215 253L217 254V256H216ZM209 254H208V257L210 256ZM213 254H211V255L213 256ZM80 255H85V256H83L81 258ZM236 255H237V253L234 254L233 256L235 257ZM206 256L204 258L208 259V258H206ZM212 256H210V258ZM233 256H232V258L228 257V256L227 257L230 258L231 261H233L234 260ZM259 256H257V259L259 258ZM253 257H252V259H253ZM129 258H132V257L129 256ZM260 258H261V256H260ZM240 259H239V261H240ZM105 260H106L105 264H111L112 260H114V258L112 259L111 257H106ZM116 260H114V261H116ZM202 260H204V259H201V261ZM263 260L264 259L262 257V260H260L262 263L258 262L259 260H257L256 263L263 264L264 263ZM114 261H113L112 264H115ZM117 261H116V263H117ZM208 261H209V259H208ZM239 261L236 262V264H238V263L241 264L242 263L241 261L240 262ZM255 261H254V263H255ZM202 262L200 264H203ZM204 262H205V260H204ZM205 263H207V261ZM190 264H193V262L190 263Z\"/></svg>",
  "mask_w": 264,
  "mask_h": 264
},
{
  "label": "rangeland",
  "instance_id": "rangeland-1",
  "mask_svg": "<svg viewBox=\"0 0 264 264\" xmlns=\"http://www.w3.org/2000/svg\"><path fill=\"white\" fill-rule=\"evenodd\" d=\"M14 1V0H13ZM15 1H17V0H15ZM26 1V0H25ZM24 1V3H26ZM91 1L92 0H29V2L30 3H32V6H33V8L31 7V4L29 3V5H30V7H31V9L32 10H30L32 13V15L34 14L36 17H32V19H34L33 20V22H32V19H31V22H32V24L35 26V24H37V26L38 25H40V26H38V27H33L34 29L35 28H37L40 32L42 31V27H43V25H44V28H45V26H46V28L43 30L44 32L46 31L47 33H49V32H51V30H52V32H51V34L53 35V32L54 33H56V34H58V35H53V36H55V40L57 41L56 42V45H58L57 47H59V41H60V36H62L63 37V39H62V37H61V41L63 40L64 41V44L62 45V43H63V41H62V43H61V41H60V48H61V45H62V52L65 54L64 56H66V55H69V57H71V61L72 62H76V64H78V66L82 69V73H83V75L84 76H86L87 77V79L88 80H90V82H89V86H91V88H93L92 89V91L91 90H89L88 92H92V96H91V99H92V101L91 102H89V103H87V104H84L82 107H81V117H82V120H83V122H82V125H83V127H84V130L87 132V134L88 133H90L91 135H96V136H98V140L100 139H103L104 140V142H107L108 140V138L110 137H112L110 134H112V132L110 133L109 131L111 130V127H113L114 126V122H115V120H113V119H115V115H114V111H116L115 110V106H114V104L117 102V101H119L120 102V100L122 101V102H125L126 104L127 103H129L128 101H130L129 99H131L132 98V96L134 95H136L133 91V94H132V96H130L129 95V98H128V100H127V102L125 101L126 99H127V90H129V88L132 86V85H135L134 86V88L136 89V86H140V85H138L137 84V82L138 83H141V88L143 89V90H145L146 92H141L142 94L141 95H143V94H145V93H148L149 95H147V100H146V98L144 99V100H146V101H144V100H142L143 101V105H144V103L146 102V105L145 106H147V108H148V112L149 111H151V110H149V107H151L150 109H152L153 111L150 113L149 112V114H146V116H147V119H146V121H144V122H142V127H139V128H137L136 127V125L134 126V131H133V134L131 133V135H130V133L128 134V132H132V131H128V132H122V133H125L126 134V136L125 135H123L122 133V135H120L119 137H125V140H124V138L122 139V140H124V143L125 144H127V145H125V144H123L124 146H121L122 148V150L123 151H125L126 153H127V151H128V153L129 154H133V151H129V150H127L126 149V147L127 148H130V149H139V151H137V153H135L136 151L134 150V154H137L138 155V157H139V154L138 153H140L141 155H142V157H143V159H145V162H146V160H147V162H146V164L145 165H147L148 166V164L149 163H151L150 165H154L155 163V168H156V165L158 164V162H157V160L159 159V158H161L162 160H160L159 159V161H161L160 163L162 164H158L157 166H159V167H157L159 170H161L160 171V173L162 172V175L163 176H160L161 178L160 179H165L164 181H162V183H163V185H161V186H164V184H165V181H166V184L167 183H169V182H172V180H173V182L174 183H176L175 184V189L177 188L178 190H180V191H178L177 189V191L176 192H178V194H182L183 196H181V199H179V200H176L177 198H174L175 199V201L173 202V203H175L174 205L175 206H180V208H179V206H178V208H176V210H175V206L173 207L172 205H173V203H172V201H173V197H175V195H172V193H170V195L171 196H169L168 194H167V192L166 193H164L166 190H164V192L162 193V195L164 194L166 197H164V196H160L159 198H157V200L154 202V201H152V202H154V204H152V206H154V207H150V209L152 208V211L150 212L151 213V218H152V224H153V227H154V229H153V231L155 230V232L154 233H157L156 235H159V232H160V234H161V239L162 240H165V239H167L166 241H172V240H174L175 239V236H176V230H174V228H173V226L171 227V223H172V218H171V216L173 215V217L175 218L176 216H174V212H175V214H177L178 216L179 215H181L182 217H180V220L182 219V221H181V227H180V233L182 234V238L184 239V240H187L188 242H192L193 244L196 242H198L199 244H200V242L201 241H203L204 242V240H205V238H206V241L208 240V241H210V240H216L217 239V241H219V238H221V231H220V227L218 228L217 227V225L215 226L214 224L215 223H213L210 219H209V217L208 218H206V214H210V215H213L211 212L209 213V209H208V207L209 208H211V210H213V209H215V208H213L212 206H214V205H216V204H214L216 201H219V199H220V202H217V204H220L221 205V208H222V206H223V204L225 205V206H223V207H225V208H227V209H229L230 207H226L227 205L226 204H228V206L229 205H231V204H233L232 202H234V203H236L237 201H236V196H235V194L234 193H237V195H239L238 193V191H239V189H245V188H247V189H249V188H251V189H249V192H250V190H252L251 191V193H249V194H251L252 195V197H254L255 196V194L253 195V191H254V193H255V190H257V188L255 187L256 185L257 186H259V184H256V183H258V182H255V179H257L258 178V175L256 174L257 172H258V170H260L261 168H260V166L262 165V167L264 166V157H263V153L262 152H259V150L262 148L263 149V146H262V144L264 143V137H263V142H262V144L260 145H257V143H256V140L258 139V138H260V137H258L259 135H260V133H258V132H261V130H263L262 129V127L260 126H257L258 128L257 129H259V130H255L256 128L255 127H253V126H255V125H253V123L255 124L256 122H250L249 121V118L246 120V122H245V125H242L243 124V122H240L241 123V125H239L240 127V131H238V132H236V133H238V135H239V137L242 139L243 137H244V139L243 140H241L239 137H238V135H237V137L240 139V142L241 141H243V142H245V140H246V142H250V136H252V139H255V141H254V143H255V147H253V149L254 148H256V149H254V151H253V149L252 150H250V149H248L247 147V149L248 150H250L251 152H247V150L245 149V144L244 143H242L241 144V146H239V141L237 142L238 143V147L235 145V141L231 138V136H230V139L229 138H227V135L225 134V132L223 131V130H225V129H223V128H226V130H228L229 131V126L231 125H233L232 126V128H233V130H236V127H238V126H236V125H234V124H237V122L235 123L234 121V123H231L232 121L231 120H234L233 119V115H231V114H229V115H225L226 117H227V119L228 118H231L228 122L227 121H224L225 120V118L223 117V118H221L222 116L220 115V113H222V110L220 109V107H222V106H217V103H218V100H219V95H220V93H219V95H218V92H215V87L212 85V84H210V83H212L213 81H212V77H211V75H213L212 73H214V76H215V74L217 73V74H219V75H221V77L219 76V75H216V76H218V77H220L221 78V80H219L220 82L222 81L223 82V85H224V81H225V79L227 78V76H228V78H233L232 76H236L237 77V70L236 69H239V68H237V67H239V64H237L238 66L237 67H235V66H231L230 67V65H231V61H226V59L225 58H227L228 59V57L226 56H224L225 54H220L221 55V57H220V55H219V52L220 53H222L221 51H218L217 53H215L216 51H217V47H212V48H210L209 46H207L206 45V48H207V51H205V53H202V54H200L201 56H202V58H203V60H202V58H201V56L199 55V56H197V59L199 58V59H201V60H197V61H192V60H189V61H183V63H186V64H184L185 66L183 67V65L181 66L180 64L182 63V61L180 62V63H178V62H175V61H173L174 63H172V65H171V72L173 73V71H175L176 70V68H174L173 69V64L174 65H177V63H178V66L180 65V69L181 70H183L184 68L187 70L186 72H183L184 73V75L183 76H181V74H183V73H179L180 74V77L179 78H177V79H179V81L176 79V77H177V75H178V71H181L180 69L176 72H174L173 74H175V73H177V75H176V77H175V79L176 80H173L174 79V77L171 79L172 81H174V86H176V84H180L181 86H176V90H178V88H180L181 90H179L178 92H179V94L177 93L174 97L176 98V99H178L179 100V98H180V100L177 102L176 101V99H174V97L172 98L171 96H173L174 94H169L170 92H172L173 93V91L176 93L177 91H175L174 90V86H173V89L171 90V86H172V82H170L169 83V81H166V83H165V77H163V76H165L166 75V79H167V76L169 77V74L167 75V74H161L162 72L161 71H163L164 73H166V71H167V69H166V71H165V69L163 70V69H161L160 71H159V73L157 74V70L155 71L154 70V68H156V67H158V66H160V67H164L165 66V64L163 63L165 60L164 59H169V56H170V54L171 55H173L172 56V58H171V60H173V58H174V54L173 53H170L171 51L169 50V48L167 49L166 48V46H171L170 44H168L169 42H171V44H172V42H173V36H172V32L171 33H169V27L168 28H166V26H165V28L166 29H168L167 31H168V33L171 35V37H169V38H172L170 41L168 40L169 38H168V36H166V35H164V37H165V39H167L168 41H166V46L163 44H160L159 43V41L160 40H162L161 38L163 37V36H161V35H159L161 32H162V30L161 29H163L164 27L163 26H161V23H160V25H159V22L158 23H156L157 22V18L155 17L156 15L157 16H159L160 18L162 17V19H161V21L163 20V22H166V25H169L170 23L168 22V20H169V18L168 17H170L169 15L166 17V15L167 14H171V13H174V15L175 16H172L173 18H172V20L174 19V17H176V15H182V14H185V13H187V10H186V12H185V10L183 11V9L188 5H186V2L188 3L189 1L187 0H185V3H184V1L183 2H179L178 0H175V2H178V4L176 3L175 4V2L173 3V0H163V3H161V1H159V0H156L158 3L156 4V6H158L159 4V7H155L154 5H153V3H155V1L154 0H134L135 2H136V5H134V3L135 2H133V4L131 3L132 2V0H131V2H130V0H94L92 3H91ZM181 1V0H180ZM191 1V0H190ZM198 0H194V2L193 1H191L192 3H190L191 5H188V6H190V7H186V8H189L190 9V11L188 10V13L189 12H195L196 14H197V12H199L200 10H202V8L201 9H198L199 7H197V6H201V5H203V3H202V1L204 2V5H203V7H206L207 6V8H208V11H209V13H211V15H213V14H219V13H217V10H216V12H215V9H217V7L216 6H218V5H214V4H216V2H214V4H213V2H211V1H209L208 0V3H206L207 1H205V0H201V5L199 4L200 3V1H199V3L198 4H196V2H197ZM240 1H242L243 2V4H244V6H246V8H247V10H246V12L245 13H243L244 12V10H243V12L240 14V16L238 17H231V15H229V18L231 17L232 19H230L229 20V18H226V16H224L223 18H226L225 20L227 21V20H229L230 21V23L232 22L231 20H233V23H232V25L229 23V25H228V27H226V28H231L233 25H236L235 26V28L237 27V29H235V32L237 31V33L238 34H240V37H239V35L237 36L238 38H240V40L239 39H237V44L239 45L240 44V47L243 49V51H241L240 49V51H241V53L242 52H246L248 55H249V57L251 58L252 57V59L253 60H249L251 63H249V61H247V58L246 57H244L243 56V54L241 55V53L240 54H238V52H237V54L238 55H241L242 56V59L244 58H246L245 60H246V62L248 63V64H246L247 66L250 64V66H251V64H252V62L254 63V61L256 62V60L258 61V63L260 62V64L263 66L264 65V17L263 16H260V14L256 11L257 9H256V6L258 5L257 4V1L258 0H240ZM19 2H20V0H19ZM21 2H22V0H21ZM137 2L139 3V4H137ZM241 2V3H242ZM28 3V2H27ZM26 3V4H27ZM91 3V4H90ZM129 3V5L130 4H132V5H130V7L127 5ZM173 3V4H172ZM179 3L180 4H185V7L184 6H182V5H179ZM121 4V5H120ZM197 5L196 6V8L198 9V11H197V9L196 8H194V5ZM205 4H206V6H205ZM137 5H140L141 6V9H142V11L140 12L139 10H138V7H137V9H135L136 7L135 6H137ZM210 5V6H209ZM215 6V7H212V6ZM93 6V7H92ZM180 6H182V7H184L183 9H182V7H180ZM121 7V8H120ZM127 7L129 8L128 9V11H127ZM180 7V8H179ZM130 8H131V10H130ZM215 8V9H214ZM191 9H192V11H191ZM196 9V10H195ZM245 9V8H244ZM34 10H35V12H34ZM139 12H137V11ZM195 10V11H194ZM212 10H214L213 12H215V13H213L212 14ZM29 11V12H30ZM147 12V13H146ZM134 13V14H133ZM142 13H143V15H144V17H146V19L148 18H150L149 16H151V18H150V20H151V22H148V19H147V24L148 23H150V24H152V26H153V24L155 25V23H156V25L158 26H156L157 28H159V29H157V28H155L156 29V31L155 30H153V34H154V32H157L158 30H161V32H157L156 33V35H157V37L160 39H158V43H157V39L156 40H154V39H151L152 38V35L150 36V34L149 35H147V37L149 36V38H150V40H152V41H155L154 43H152L151 45H152V48H151V45H149L150 43L149 42H151V41H148V42H146V40H144L145 38H143L142 37V39H141V37L140 36H142L143 34H144V32L147 30V29H145L144 30V28L145 27H143L144 25L146 26V28L148 27L146 24H145V22H144V20H143V18H142V22H139V20L141 21V15H142ZM259 15H258V14ZM139 14H141V15H139ZM190 14V13H189ZM189 14H188V18L190 17L189 16ZM194 14V13H193ZM195 14V16L196 17H198V14L196 15ZM142 15V16H143ZM149 15V16H148ZM242 15V16H241ZM195 16H192L191 18L193 19V20H195ZM139 17H140V19H139ZM152 17H154L153 19H152ZM164 17V18H163ZM166 17V18H165ZM181 17V18H180ZM227 17H228V15H227ZM171 18V17H170ZM183 18V16H179V18L177 17V18H175V19H178L176 22H175V24L174 25H176L177 24V22H180V23H178V26H180L181 28L180 29H176V28H179L177 25L175 26V29L178 31V30H181V29H186V28H190V26H192L193 24H191L192 23V21H190V19H189V22H190V26L189 25H187L186 23L184 24L186 27H184L183 28V25L181 24L182 23V21H180V20H183L182 19ZM223 18H222V20H223ZM156 19V21H154ZM168 19V20H167ZM180 19V20H179ZM191 19V20H192ZM158 20H160V19H158ZM188 20V19H187ZM152 21H154L155 23H153ZM175 21V20H174ZM174 21H172V24H173V22ZM224 21V20H223ZM162 22V23H163ZM183 22H184V20H183ZM185 22H187V21H185ZM196 20H195V24H196ZM26 23V22H25ZM133 23V24H132ZM134 23H135V25H134ZM194 23V22H193ZM224 23V22H223ZM227 23V22H226ZM137 24V25H136ZM140 24H142V27H143V29H141V31L139 30L138 31V33L136 34L137 36H139V33L141 32V34H140V38L138 39V38H135V37H133V36H136V35H131L130 33V36H132L131 38H135V40L136 39H138V40H136L137 41V43H139L140 44V46L142 47L141 49H143V52H142V54H143V56L140 54V56H142L141 58H143L142 60H140V62L141 63H143L144 61V65L142 64V66L140 65V66H137V67H135L137 64H138V62L137 61H139V58H140V56H138L139 54H137V56L135 55V53L134 52H138L137 51V49L139 50L140 49V46H137V45H135V47L137 46V47H139V48H137L136 47V51H134L132 48H131V43L133 44V41L134 40H130V41H128L127 40V38H130L129 36H128V34H127V36H126V30L128 29V31L129 32H131V33H133L132 31H135V30H137L138 28H140ZM144 24V25H143ZM189 24V23H188ZM194 24V25H195ZM203 24H205V23H203L202 22V26H203ZM225 24V23H224ZM25 25V24H24ZM128 25H129V27L131 28V26L130 25H133V26H135V29L134 30H129V27H128ZM139 25V27L137 28L136 26H138ZM162 25H164V24H162ZM171 25V24H170ZM173 25V26H174ZM193 25V26H194ZM222 25V24H221ZM231 25V26H230ZM128 28H127V27ZM132 26V27H133ZM151 26V25H150ZM151 26V27H152ZM205 27H206V25H204ZM204 26H203V28H204ZM224 26V25H223ZM222 26V27H223ZM226 26V25H225ZM224 26V27H225ZM230 26V27H229ZM26 27V26H25ZM28 27V26H27ZM50 27V29H48ZM151 27L149 28V29H151ZM163 27V28H162ZM221 27V28H222ZM234 27V26H233ZM29 28V27H28ZM30 28H32V27H30ZM24 29V28H22V30L24 29V30H28L29 32L28 33H30V30H31V36H30V34H28L30 37H32V36H34V33H33V28L32 29ZM118 30H117V29ZM125 28H127L126 30H125ZM134 28V27H133ZM137 28V29H136ZM152 28H154V27H152ZM163 29V30H166V29ZM170 28H171V26H170ZM207 28V27H206ZM116 29V30H115ZM123 29H124V31H123ZM174 29V30H175ZM205 29V28H204ZM233 29V28H232ZM48 30H49V32H48ZM113 30V31H112ZM175 30V31H176ZM188 29H186V31H187ZM203 30V29H202ZM205 30H207V29H205ZM204 30V31H205ZM222 30L225 32L226 30H225V28L223 29L222 28ZM114 31H116L115 33H114ZM117 31H118V33H117ZM150 31L151 30H149V32L148 33H150ZM166 31V32H167ZM174 31V32H175ZM182 31V30H181ZM185 31V30H184ZM183 31V32H184ZM186 31H185V33H186ZM124 32V33H123ZM152 32V31H151ZM165 32V31H164ZM164 32H162L163 34H164ZM182 32V33H183ZM203 32V31H202ZM122 33V34H121ZM135 33H136V31H135ZM135 33H133V34H135ZM236 33V34H237ZM114 34H115V36H117V38H115V36H114ZM125 34V35H124ZM147 33H145L144 35H146ZM162 34V35H163ZM168 34V35H169ZM184 34V33H183ZM60 35V36H59ZM155 35V34H154ZM169 35V36H170ZM186 35H187V33H186ZM57 36H59V39H57ZM114 36V37H113ZM124 36H126V37H124ZM136 36V37H137ZM160 36H161V38H160ZM184 37H186L185 35H183ZM66 37V38H65ZM164 37H163V40H164ZM188 37V36H187ZM186 37V38H187ZM113 38L115 39V41H114V43L112 42L113 41ZM124 38H126V40L125 41H127V42H124V45H123V41H124ZM64 39H67L69 42H66ZM117 39V40H116ZM146 39H148V38H146ZM209 39V38H208ZM207 39V40H208ZM142 40H144L145 41V43H146V45H147V43H149L147 46L150 48V50H152V52L149 50V48L147 47V49L145 48L146 47V45H143L142 44ZM207 40H206V44H208L209 45V41L212 43L213 41H211V39H209L208 40V43H207ZM213 40V39H212ZM118 41V42H117ZM121 41V42H120ZM239 41H240V43H239ZM161 42V41H160ZM58 43V44H57ZM115 43H116V45H115ZM128 43V46L130 45V47H128L126 44ZM134 43L135 44H137L135 41H134ZM155 43H157V44H159V46L160 45H162V47H165L167 50H168V53H167V55L166 56H168V58L166 57V58H164L165 56H163L164 54V52H162V53H158V52H160V51H157V53L154 51L155 50V48H156V44ZM210 43V44H211ZM69 44H71L70 46H72V47H70L71 48V51H73L72 50V48L73 49H75L74 50V52H72V55H71V52H69L68 54H66L65 52H64V48H63V46L64 45H66V46H69ZM114 45V47H112V45ZM184 44V47H188L189 45H188V43H183ZM186 44V45H185ZM212 44H214V43H212ZM211 44V45H212ZM231 44V43H230ZM119 45V46H118ZM134 45V44H133ZM145 46L144 48H143V46ZM65 46V47H66ZM111 46V47H110ZM118 46V47H117ZM124 46H126L125 48H129V49H126V50H131V52L130 53H134V55H135V57H136V59L135 58H132V56H133V54H131L130 56H129V59H128V57H126L125 56V59L124 58H122L124 55L123 54H125V52H124V50H125V48H124ZM158 47V46H157ZM161 47V48H162ZM184 47H182L183 49H184ZM70 48H69V50H70ZM131 48V49H130ZM133 48H134V46H133ZM215 48H217V49H215ZM238 48H239V46H238ZM124 49V50H123ZM140 49V50H141ZM157 49V48H156ZM166 49H163V51L165 50V51H167ZM190 48L188 47V51H191V50H189ZM212 49H214V51H212V52H214V54L212 53V52H210ZM69 50H67V47L65 48V51H69ZM144 50H145V52H144ZM186 49H184V51H185ZM238 50V49H237ZM133 51V52H132ZM148 51V52H147ZM151 53H150V52ZM181 51H183V50H181ZM180 50H179V52H178V54H180V55H183V53H180L181 52ZM183 51V52H184ZM188 51H185V52H188ZM119 52V53H118ZM122 52H124L123 54H121ZM149 53L150 55L152 54L155 58H152L151 56V58L149 57V55L148 56H146V54L144 55V53ZM184 52V53H185ZM210 52V53H209ZM76 53V54H75ZM165 53V54H166ZM177 53V52H176ZM175 53V54H176ZM212 53V54H211ZM245 53V55H247ZM158 55V57L159 56H161L159 59H161V58H164L163 60V62L161 61V62H159L158 61V58H156L157 57V55ZM235 54V57L237 58V54L236 53H234ZM156 55V56H155ZM184 55H187L186 53L184 54ZM211 55V56H210ZM218 55V57H216V56ZM222 55L225 57H222ZM247 55V56H248ZM98 56H102V60H103V64L104 65H106L107 67H105L106 68V72L107 73H110V72H112V73H110V74H112L111 75V77L112 78H110V79H108V78H104L105 77V74L106 73H104L103 71V69L102 68H100V61H97V58H98ZM114 57L113 59H112V57ZM68 57V56H67ZM131 57V58H130ZM139 57V58H138ZM148 57V58H147ZM140 58V59H141ZM146 58V59H145ZM238 58H239V56H238ZM122 59H124L125 61L126 60H128L127 61V66H128V68L130 67H132V68H134V70H137L139 67H141L140 68V70H141V73H138L137 72V75L136 74H133V69L131 70L130 68L128 69V73L127 74H125L126 73V70L125 71H122L123 69H121L120 67L122 66L121 64H122V62L124 61V60H121ZM145 59V60H144ZM192 59H194V58H192ZM241 59V58H240ZM240 59H238L240 62V64L243 62V60H242V62H241V60ZM255 59V60H254ZM106 60V61H105ZM118 60H119V62H118ZM137 60V61H136ZM229 60V59H228ZM237 60V59H236ZM237 60V61H238ZM78 61H79V63H78ZM143 61V62H142ZM167 61H170V60H167ZM167 61H165V62H167ZM201 61H203L204 62V64L201 62ZM74 62V63H75ZM140 62H139V64H140ZM163 63V65H159V63ZM172 62V61H171ZM189 62V63H188ZM190 62H191V64H190ZM193 62H195V63H193ZM198 62H201V65L199 66V63ZM228 62H230V64H228ZM245 62V61H244ZM244 62H243V64H244ZM121 63V64H120ZM124 64H125V67H126V62H123ZM137 63V64H136ZM157 63H158V66H157ZM237 63V62H236ZM258 63H255V64H257V65H259ZM136 64V65H135ZM193 64H195V65H193ZM233 64V63H232ZM135 65V66H134ZM193 65V66H192ZM204 65V66H203ZM242 65V64H241ZM156 66V67H155ZM204 67L205 68V66L207 67L206 68V70H207V72H206V70L204 69V70H202L201 69V71H197V68L200 70V68L199 67ZM256 66V65H255ZM119 69H118V68ZM174 67H176V66H174ZM192 67V68H191ZM194 67V68H193ZM196 67V68H195ZM242 67H244V65H242ZM246 67V66H245ZM244 67V68H245ZM253 67H254V64H253ZM257 67H259V66H257ZM108 68L110 69V68H113V69H111V70H108ZM127 68V67H126ZM137 68V69H136ZM159 68V67H158ZM165 68V67H164ZM178 68V67H177ZM189 68V69H188ZM231 68H233V69H235L234 71H236L235 72V74H233L234 72H233V70L231 69ZM254 68H256V67H254ZM117 69V70H116ZM120 69H121V71H120ZM172 69H173V71H172ZM185 69L183 70V71H185ZM195 69V70H194ZM114 70V71H113ZM130 70L132 71V72H130ZM159 70V69H158ZM110 71V72H109ZM121 73H123V74H125V75H120V72ZM155 71V72H154ZM168 71H170V69H168ZM167 71V72H168ZM205 72V73H208L209 72V76L211 77V81L212 82H209V84H208V81H209V78H208V75H207V77H204V75L202 74V72ZM262 71H263V69H262ZM136 72V71H135ZM140 72V71H139ZM203 72V73H204ZM239 72V71H238ZM168 73H170V72H168ZM204 73V74H205ZM210 73H211V75H210ZM231 73H232V76H230L231 75ZM102 74H104V75H102ZM159 74H161L162 76H159ZM188 74V75H187ZM133 75H135V77L139 80H137V79H133ZM185 75H187L186 77H187V82L185 81V83H180L181 81H180V78L182 77H184ZM102 76V78H100ZM104 76V77H103ZM205 76H206V74H205ZM213 76V77H214ZM226 76V77H225ZM234 76V77H235ZM134 77V78H135ZM161 77H163V79L161 80ZM172 77V76H171ZM236 77H235V79H236ZM170 78V77H169ZM168 78V79H169ZM181 78V80H186V78L184 77V79H182ZM205 78H207L206 80H205ZM215 78V77H214ZM229 79V81L230 80H233V79ZM105 80V81H101V80ZM107 79V80H106ZM115 79V80H114ZM167 79V80H168ZM216 79V78H215ZM219 79V78H218ZM235 79L233 80V81H235ZM111 82H110V81ZM170 80V79H169ZM170 80V81H171ZM217 80V79H216ZM228 80V79H227ZM177 81V83H175ZM18 81H16V83H17ZM135 83V84H131V83ZM184 82V81H183ZM221 82V83H222ZM227 82V81H226ZM15 83V81L13 80H11V87L13 88H16V86L18 87V84L20 83H17L16 84ZM229 83V82H228ZM13 84H14V86H13ZM137 84V85H136ZM171 84V85H170ZM230 85H231V82L229 83ZM228 84V85H229ZM16 85V86H15ZM20 85V84H19ZM24 84L23 83H21V86H23ZM210 85V86H209ZM211 85H212V87L214 88V89H211ZM226 85V84H225ZM232 85H233V83H232ZM239 85V84H238ZM234 87H235V83H234V85H233ZM240 86V85H239ZM238 86V87H239ZM235 88V92L233 93L232 91H231V93H229L230 92V90H228L229 92L227 93V92H225L224 91V96H226V97H224L226 100H227V102H228V100L229 99H227L228 98V96H229V94H230V96L232 97V96H234V94L236 93V95L238 96H236V98H237V100L236 101H238V99L240 98V102L242 103L243 101H242V99L241 98H245L246 99V97H244L245 96V94H243V87H241L242 88V92H237L239 89H241V88ZM133 88V86H132V88H130V89H134ZM137 88H139V87H137ZM185 88H188V90L186 91V90H184ZM257 89V91H256V89ZM134 89V90H135ZM250 89H252V87L250 88ZM255 89V90H254ZM254 89H252V93L251 92H247L246 90V92L247 93H251L249 96H251V98L253 97L254 98V96L256 95V97L254 98V99H256L257 100V96H259V93H257L258 92V87H254ZM138 90V92H136V93H138V94H140V92L139 91H142L141 89L139 90V89H137ZM211 90L213 91L214 90V92H211ZM148 91V92H147ZM155 91V92H154ZM255 91V92H254ZM124 92H125V94H124ZM129 93H130V91H128ZM162 93V95L164 96V98H165V100L163 99L162 101H161V99L163 98L162 96V98L160 97V95L158 94V93ZM221 92V94H223V91H220ZM245 92V93H246ZM253 92H254V94H253ZM98 93V94H97ZM124 94V97H123V95H122V97H121V95H119V94ZM232 93H233V95H232ZM138 94H137V96H138ZM158 95L159 96V98H161V99H156L157 101H159L160 102V104L157 102V101H154V99H155V97L156 98H158V96H156V95ZM212 94H214L213 96H214V98H212L211 99V97H212ZM228 94V95H227ZM258 94V95H257ZM94 95H96V96H94ZM117 95H119V97H121L120 99H116L115 97H117ZM126 95V96H125ZM153 95V96H152ZM155 95V96H154ZM200 95V96H199ZM248 95V94H247ZM254 95V96H253ZM146 96V94L143 96V98ZM148 96H149V98H148ZM199 96V98L198 99H200V97L202 98V96H203V98L202 99H204V97L206 96V97H208V100L207 99H204V102H202V99H200L201 101H199L198 99H197V97ZM215 96H218V97H215ZM229 96V97H230ZM118 97V98H119ZM125 97H126V99H125ZM153 97H154V99H153ZM194 97L196 98V100L194 99ZM140 98H142V96H140ZM172 98V99H171ZM210 98V99H209ZM233 99H231V100H234V98L235 97H232ZM249 97H247V99H248ZM123 99H125L124 101H123ZM171 99V100H170ZM250 99V98H249ZM117 100V101H116ZM206 100V101H205ZM225 100V101H226ZM231 100H229V101H231ZM234 100V102H236ZM244 100V99H243ZM94 101V102H93ZM116 101V102H115ZM131 101H133L134 102V100L132 99ZM130 101V102H131ZM181 101H186V102H184V104L185 103H187V105H182V103L183 102H181ZM248 101V100H247ZM249 101H251V102H246V100H245V102H246V104L248 105L247 107H249L248 109H252L253 110V108L251 107V104L253 103L254 104V102H252L253 101V99H250ZM93 102V103H92ZM130 103V104H127L128 105V107L130 108V106L132 107V104H134V103ZM156 102V103H155ZM180 102H181V104H180ZM217 102V103H216ZM226 102V103H227ZM114 103V104H113ZM136 103V102H135ZM158 103V104H157ZM194 103V104H193ZM229 103V102H228ZM238 104H239V102H237ZM244 103V102H243ZM32 106H34L35 105V103L34 102H32V103H30ZM191 104H193V105H191ZM199 104V105H198ZM212 104H214L215 106H214V108L212 107L211 109L213 110L212 111V115L213 114H215V113H213L214 112V110H215V108L216 107H219V109L221 110H219L218 108H216V110L215 111H217L218 113L217 114H215V116L217 115V117H220L221 118V121L220 120H218V121H220V122H217V121H212V119H211V123L213 122V124L215 123V124H219V123H223L224 125H221V124H219L220 126H218L217 125V127H221V128H217V127H215V126H213L214 128H216V129H210V127L211 128H213L212 127V125L210 126L209 125V128H208V123L206 122V119H205V117H204V120H205V123H206V126H207V128H208V130H207V128H206V130H205V132H207V131H209V132H211L212 131V133L210 134L209 133V135H211L208 139H206L204 136V134H207V133H202L204 130L203 129H205L204 127H203V125H201V124H203V122L202 121H200V120H203V116L202 115H199L200 117H201V119L200 120H198V118H200V117H198L197 116V120H196V116H191V115H188L187 113H189L190 112V110L188 109V112L186 111L187 110V108L190 106V107H195L198 111H200L199 109H203L204 107H207V109L209 110L210 109V105H212ZM218 104H220V103H218ZM253 104H252V106H253ZM118 103H117V107H118ZM130 105V106H129ZM142 105V106H143ZM151 105V106H150ZM221 105V104H220ZM229 104H227V107H228V109H229V106H228ZM136 106V104H134V107ZM141 105H139L138 106V108H136L137 110H136V112H134V113H138L139 111L141 112V108H142V110L144 111V109H143V107H142ZM144 106V108H145V111H146V107ZM149 106V107H148ZM180 106H182V107H184V108H182L181 107V109L183 110H181L179 107ZM209 106V107H208ZM92 107H93V110H92ZM117 107H116V109H117ZM133 107V108H134ZM187 107V108H186ZM263 107V106H262ZM259 108V110H258V108H256V106H255V108H256V111L255 110H251L252 111V113L255 111V114L253 113H251V111H249L248 112V114H250L251 116L253 115H255L254 117V121H255V119L258 117L257 115H260V113L261 112H259L261 109L263 110V108ZM133 108H132V110H133ZM140 108V110L138 111V109ZM195 108H194V111H195ZM254 108V109H255ZM131 109V108H130ZM202 109H201V112H202ZM211 109L209 110V113H211L210 111H211ZM32 110V109H31ZM131 110V111H132ZM219 110V111H218ZM257 110H258V112H259V114L258 113H256L257 112ZM261 110V111H262ZM138 111V112H137ZM185 111V112H184ZM191 111H192V115H195L196 114V112H193V110H192V108H191ZM197 111V112H198ZM32 112L34 113V114H36V110L35 109H33L32 110ZM148 112H141V113H148ZM155 112V114H153ZM141 113H139V114H141ZM208 113V114H209ZM138 114V115H139ZM144 114H143V116H144ZM151 114V115H150ZM190 114H191V112H190ZM203 115H205L204 113H202ZM223 114V113H222ZM210 115V116H209ZM209 115H207V119H209V118H211V114H209ZM219 115V116H218ZM136 116H137V114H136ZM140 117H141V115H139ZM139 116H137V118L139 117ZM145 116V117H146ZM189 116H191L192 117V119H195V120H192V119H190V117ZM224 116V115H223ZM229 116H231V117H229ZM139 117V119L141 120V119H144V117L142 118H140ZM216 117V118H217ZM250 117V116H249ZM213 118H215L214 117V115H213ZM216 118H215V120H216ZM220 118H218V119H220ZM252 117H250V119H251ZM224 119V120H223ZM139 120V121H140ZM214 120V119H213ZM223 120V121H222ZM237 121H238V119H236ZM235 120V121H236ZM252 120V119H251ZM194 121L196 122V123H199V126H201V127H199L198 126V124L194 127V131H192L193 130V127H192V130H190L191 129V127H189L190 125L191 126H193V124L195 125V123H194ZM199 121V122H198ZM141 122V121H140ZM225 122L226 123H231V124H225ZM204 123V124H205ZM209 123H210V121H209ZM248 123V124H247ZM139 124V123H138ZM247 124V125H246ZM113 125V126H112ZM225 125L226 126H228V127H225ZM238 125V124H237ZM262 125V124H261ZM139 126H141V125H139ZM198 126V127H197ZM224 126V127H223ZM231 126H230V130L232 129L231 128ZM236 126V127H235ZM263 127H264V125H262ZM189 127V128H188ZM197 127V128H196ZM136 128V129H135ZM195 128H196V130H195ZM201 128V129H200ZM239 128H237L238 130H239ZM110 129V130H109ZM189 130V132L191 131V133L192 132H195V134L193 133V135L192 134H189L187 131ZM211 131H210V130ZM223 129V130H222ZM185 130H187V131H185ZM220 130V131H219ZM225 130V131H226ZM255 130V131H254ZM186 133H185V132ZM214 131H216L217 133H215ZM219 131V132H218ZM222 131V132H221ZM252 131H254V132H252ZM181 132V133H180ZM214 132V133H213ZM230 132V131H229ZM264 132V131H263ZM110 133V134H109ZM226 133L227 134H229L227 131H226ZM250 133H253L252 135H250ZM262 133V132H261ZM248 134V135H247ZM257 134H259L257 137H256V135ZM91 135H89V136H91ZM214 135V136H213ZM247 135V137H246V139H245V136ZM92 136V137H93ZM206 136H208V135H206ZM216 136H219V137H221V136H223V138L221 137V138H218V137H216ZM229 136V135H228ZM250 138H249V137ZM95 137V136H94ZM100 137V138H99ZM197 137V138H196ZM198 137H200V138H198ZM204 137V138H203ZM254 137V138H253ZM97 138V137H96ZM113 138H114V136H113ZM194 138H196V140L193 139ZM216 138H218L219 140H221V141H219L218 140V142H217V140H216ZM114 139H117V138H114ZM114 139H112L113 141H111V139H109L112 143L114 142ZM189 139H192L193 141L191 142V143H195L197 140H200L199 142H198V146H197V150L196 149H194L195 151L194 152H192L193 151V149H191L192 151H190V145H193V147L196 145V144H190L189 142L191 141V140H189ZM226 139H229V141L227 142V143H230L231 145H234V146H230V148L232 147V149H235V148H237V150H240V151H237L238 152V154H239V152H240V155H242V157H244V158H242V162L240 161L241 159L239 158V157H237V159H240V160H237V164H235L234 162H236V159L235 158H233L232 160L234 161V162H230L229 164H226V165H223V167H222V165L220 166V164H221V162H219L218 164L217 163H215V164H217V166L216 167H214V169H213V171L211 170V171H208V169L210 168V169H212L213 167L212 166H215L214 164H212V166H209V168L207 167V169L205 168L207 165H209V164H207V165H205V166H203L202 165V163L200 162V160H202V159H200V157H204L206 154L208 155L210 152H213L214 150H216V149H219L220 150V148L221 147H219V148H217V143L219 144L220 142L224 145V142H223V140H226ZM247 139H249V140H247ZM43 140L46 142V140H45V138H43ZM42 140V138H41V141H43ZM89 140H90V137H89ZM94 140H96L95 138H94ZM98 140L95 142V143H97L98 142ZM103 140H101V141H103ZM259 140V139H258ZM43 141V142H44ZM92 141V140H91ZM116 141H119V140H116ZM115 141V142H116ZM45 142L44 143H40V145L42 144V146H43V144L45 145ZM88 142H90V141H87V143ZM189 143V144H187V146L189 147V149L187 150V147H184V145L186 144V143ZM196 142V143H197ZM245 142V143H246ZM47 143V142H46ZM90 143H92V142H90ZM90 143H88L90 146H92ZM93 143H94V141H93ZM92 143V144H93ZM94 143V144H95ZM119 143H121V140L119 141ZM122 143H123V141H122ZM121 143V144H122ZM220 143V144H221ZM87 144V145H88ZM93 144V145H94ZM115 144V143H114ZM143 144V145H142ZM219 144V145H220ZM40 145H38L39 147H41ZM140 145L144 148V149H146V151H142V150H144V149H142L141 147H140ZM216 145V146H215ZM256 145H257V147H256ZM264 145V144H263ZM176 146H183L184 148H186V150H187V152L188 153H186V154H184L185 152L184 151H182V150H184L183 149V147H182V149H180L181 151H179V148L177 149L176 148ZM186 146V145H185ZM206 146H208V147H206ZM236 146V147H235ZM246 146H248V145H246ZM262 146V147H261ZM44 147V148H43ZM42 147V149H44V150H42L43 152H41V151H39V152H41L42 153V155H41V157H42V159H41V163H43V167H45V171L44 172H46V176L47 177H44V178H46V180L44 181V182H46V183H48V186H45L44 187V189H46V191L43 189V191H45L44 192V194L42 193V195H39L38 197H40V199H38L37 198V196H31V195H33V193L32 194H30V193H28L27 194V196L25 195L24 196V198H23V200H21L23 203H24V205L26 206L25 207V209L27 208V210H25L24 211V209H22L21 210V212L19 211V212H16L20 217H22V215L23 214H27V216H26V218H28L27 220H28V222H29V224H31V226L32 227H35L36 229H38V227L39 228H41V229H44V228H48L47 230L50 232V233H52L53 235H52V239H54V238H56V232L58 231V230H60L61 231V235H62V239H64L65 240V243L67 244V246H69L70 245V247L72 246V247H74L73 245L75 244L77 247L79 246H81L80 245V242L81 243H83V242H85V241H89V245H88V247L89 248H92V249H94V250H92L93 251V254L94 255H96L95 257H93L92 259H91V262L89 263V264H105L106 263V257H111L112 259L114 258V260H116L117 261V263H116V261H114V260H112V263H113V261L115 262V264H119V262H124V258L126 257V258H128V260L127 261H129L130 259L131 260H133V259H135V258H137L136 256H135V253H136V255L138 254V252L139 251H136V248H137V250L139 249L138 248V246H139V244H138V242H136V240H137V238H136V240H135V235L133 236V234L128 230V227H126V223H125V221H124V219L123 220H121L120 218H121V216H120V218H119V216L115 213V214H113L112 212H110V210H113L112 208L111 209H109V206H106V205H108V203L106 202V205L104 204V200H103V202L101 201L102 199L101 198H99V199H101V200H98V194H97V196L95 195V193H94V191H96L97 189H96V185L97 186H99L98 185V183L97 182H95L90 176H88V178L90 177V180L88 179L87 181L88 182H85L84 183V181H83V179H81L82 180V182H83V185H82V183H81V180H79L78 182H76V183H74L73 181H72V178L67 174V172L66 171H64V168L60 165V164H62V163H60V161L58 160V158H55L57 155H54L55 153L53 152V151H50L51 149H52V147L51 146H49L48 145V143H47V145H46V149H45V146H43ZM49 147V148H48ZM50 147H51V149H50ZM196 147V146H195ZM206 147V148H205ZM209 147H216L214 150H212V148H209ZM261 147V148H260ZM176 148V149H175ZM204 150V151H202V149ZM205 148V149H204ZM257 148L259 149L258 151H257ZM49 149V150H48ZM120 149V150H121ZM125 149V150H124ZM201 149V150H200ZM206 149H211L210 150V152L208 151H205ZM231 149V150H232ZM261 149V150H262ZM46 150V151H45ZM53 150V149H52ZM185 150V151H186ZM199 150H200V152H199ZM218 150V151H219ZM260 150V151H261ZM175 151L177 152H181L180 154L181 155H179V153H178V157H180V156H182V152H184L183 154L185 155V156H187V154H189V153H192V154H190L189 155V157H185L184 155L182 156L184 159H182V157H180V158H176V156H177V154L175 153ZM199 152V154L197 153V152ZM202 151V152H201ZM232 151H234V150H232ZM236 151V150H235ZM46 152V153H45ZM51 152V153H50ZM122 152V151H121ZM40 153V154H41ZM54 153V154H53ZM124 153V152H123ZM173 153H175V155L176 156H173V157H175V158H173V157H171V154H173ZM201 153H202V156H201ZM204 153H206L205 155H204ZM216 153H218V152H213V156L214 157H216L215 155H216ZM260 153H262V154H260ZM47 154V155H46ZM196 154H198V155H196ZM211 154V153H210ZM209 154V155H210ZM140 155V156H141ZM174 155V154H173ZM204 155V156H203ZM206 155V156H207ZM208 155V156H209ZM190 156H193L194 158H196V161H197V163H196V161L193 159V157L191 158ZM47 157V158H46ZM138 157L136 156L135 157V161H134V166H135V168H136V166H137V168L139 167L138 166V163L136 162L137 160L138 161H143L142 160V157H140L139 159H138ZM157 159V160H155V158ZM210 158H212V155H210L209 156ZM213 157V158H214ZM241 157V156H240ZM136 158H137V160H136ZM169 158H172L173 160L174 159H177L176 161H175V163L173 164V162H172V159H169ZM199 158V162L201 163L200 165L201 166H199V163H198V159ZM205 158V157H204ZM203 158V159H204ZM206 158H208V157H206ZM205 158V159H206ZM216 158H218V156L216 157ZM216 158H214L215 160H217V161H215L214 159V161L215 162H218V159H216ZM47 161H46V160ZM141 159V160H140ZM171 160V161H169V160ZM187 159H189V161L187 160ZM204 159V160H205ZM248 160V162H247V160ZM203 160V161H204ZM207 160H209V159H206V161ZM245 160V161H244ZM249 160H250V162H249ZM44 161V162H43ZM58 161H59V163H58ZM150 161V162H149ZM186 161V162H185ZM255 161V163L256 162H259V165H260V163H262L260 166L259 165H252L251 166V163L252 164H254L253 162ZM46 162V163H45ZM191 162V163H190ZM193 162V163H192ZM209 161H207V163H208ZM245 162H247V163H250V166H248L249 164H247V163H245ZM44 163H45V165H44ZM135 163H137L136 165H135ZM140 163H142V162H140ZM139 163V164H140ZM186 163H190V167H195L194 166V164H198L197 165V167L196 168H194V170L196 171V170H198V167H199V169H200V167H201V169L200 170H203V168H202V166L204 167V171H206L205 173L207 174V172H209V174L210 175H208V177L206 176V174L205 175H203L204 173V171H202V174L200 175V173H198L199 172V170L198 171H196L197 173H198V177L197 176H195V175H197V173H195L194 172V170H192L191 168V171L189 170V168L187 169L185 166H187V164ZM224 162H222V164H223ZM228 163V162H227ZM243 163H245V165L243 164ZM143 165H144V161H143V163H142ZM203 164H205V163H203ZM230 164H234V165H236V166H232L234 169H232L231 170V166H228V165H230ZM247 164V165H246ZM257 164V163H256ZM16 165V164H15ZM18 165V164H17ZM142 165V167L144 168V166ZM242 165H244V166H242ZM173 166V167H172ZM175 166V167H174ZM188 166V167H189ZM225 166L227 167H231V168H229L230 169V171H228L226 168H225ZM248 166V167H247ZM259 166V167H258ZM15 167V166H14ZM17 168H18V170L16 169V168H14V169H16L17 171H15L16 173L20 170L19 169V166H16ZM20 167H22L21 165H20ZM60 167H62L63 168V171L61 170L62 168H60ZM123 167V166H122ZM142 167H139V168H142ZM184 167H185V169H184ZM220 169V170H218V168ZM248 168L247 169V171H246V173H245V169H243V168ZM256 167H258V168H260V169H258V168H256ZM47 168V169H46ZM138 168V169H139ZM154 168V169H155ZM175 168H176V170L178 169V172L175 170ZM147 169V168H146ZM170 169H174L175 170V172H177V174L176 173H174L173 174V172H174V170L173 171H171ZM184 169V170H183ZM187 169V170H186ZM209 169V170H210ZM216 169H217V172H216ZM258 169V170H257ZM263 169V168H262ZM122 170L125 172V168H120L119 170H118V172H117V175H118V180H119V184L121 183V181H120V178L122 177L123 178V175H122V173H120V172H122ZM139 170H142V169H139ZM148 170V169H147ZM145 171V169H144V175H142V176H146V172H147V175L148 174H151V169L149 170V172L148 171ZM256 170H257V172H256ZM186 171H189V172H187L186 173ZM14 172V173H15ZM123 172V173H124ZM142 172V171H141ZM191 172H193V174H194V176L198 179H200L201 177H202V175H203V177L206 179V180H202L203 179V177L200 179V181L202 180L203 182L204 181H206L207 182V180L209 181L208 183H209V185L206 183V185L208 186V187H205L204 186V183L201 185L200 183L201 182H199L197 179V181L195 180V177L194 178H191V177H193V175H191ZM201 172V171H200ZM216 172V174H214V173ZM1 173V172H0ZM5 173L6 172H3V173H1L0 174V203L1 204H7V206L8 207H19V204H18V201H19V199H17L16 197H18L16 194H18V192H19V190H22L21 189V186L23 187L24 185H25V182L24 183H21L22 181H24V179H25V177H24V179H23V177L20 175V173H21V171H20V173H19V177H18V179L19 178H21V180L22 181H20V179L18 180V179H14V178H16L14 175L16 174H14L13 173V170L10 172H7V173H10L11 174V177H10V174L9 175H5ZM23 173V174H22ZM21 174L24 176L25 174H24V172H22ZM49 175H48V174ZM119 173V174H118ZM152 173H153V170H152ZM183 173H186V177L187 178H189V176H190V180H192L193 181V183H191V181H189V184L191 183L192 185L191 186H185V187H187V188H185L183 185L186 183L185 182V180H184V182H182V181H179V180H181V179H183V178H181L180 179V177H184V176H182L183 175ZM14 174V175H13ZM182 174V175H181ZM244 174H248V175H246V177L244 176ZM17 175V174H16ZM173 175H176V176H173ZM188 175V176H187ZM200 175V176H199ZM215 175H217V177L215 176ZM257 176V178H256V176ZM14 176V177H13ZM149 177L150 176H154V175H148ZM148 176H146V177H148ZM247 176H248V178L250 179V181H252L251 182V184L250 185H247V183L249 184V179L247 178ZM48 177H50V178H48ZM164 177V178H163ZM174 177V178H173ZM214 177H216V178H214ZM246 179H245V178ZM47 178H48V180H47ZM186 178V179H187ZM221 178V179H220ZM244 178V180L246 181L245 182V186L246 187H244V185H243V183H244V180H242ZM255 178V179H254ZM92 179V180H91ZM179 179V180H178ZM222 179H224V180H222ZM247 179H248V182H247ZM253 179V180H252ZM29 180H31V179H29ZM33 180V179H32ZM122 180V179H121ZM175 180V181H174ZM178 180V182H176ZM188 180V179H187ZM90 181H92V182H90ZM94 181V182H93ZM218 181H223V182H221L222 184H224V181L226 182V184L225 185H227L228 183L232 186H234L235 187V189L233 190V193H232V195L230 194L231 193V190H229L228 188H226L227 186H225L224 188H226V190H224V192L226 191V193H224L223 192V190H222V188H223V186L221 185V183H219ZM259 181V180H258ZM260 181H263V179L262 180H260ZM240 182H243V183H240ZM255 182V183H254ZM96 183V184H95ZM252 183H253V185L255 184V186L253 187V189H252ZM263 184H264V182H262ZM22 184H24V185H22ZM159 184H161V182L159 183ZM171 183H169L168 185H170ZM188 184V185H189ZM211 184V185H210ZM228 184V187L229 188H231L232 189V187L230 186ZM237 184L239 185V184H242L243 185V187H241V186H238V187H236L237 186ZM263 184H261L260 183V188H262L263 187ZM83 187H82V186ZM167 185V186H168ZM187 185V184H186ZM80 186H81V188L82 189H80ZM159 186V185H158ZM157 186V187H158ZM160 186V187H161ZM177 186V187H176ZM183 186V187H182ZM203 186L206 188V190H207V188H208V191H205V188L203 189ZM210 186V187H209ZM248 186H249V188H248ZM165 187V186H164ZM169 187V186H168ZM222 187V188H221ZM241 187V188H240ZM24 188H25V186H24ZM96 190H95V189ZM98 188V190H99V187H97ZM161 188H163V187H161ZM170 188V187H169ZM223 188V189H224ZM238 189V191L237 192H234L235 190H237ZM256 188V189H255ZM26 189V188H25ZM94 189V190H93ZM164 189V188H163ZM166 189H168L167 187H166ZM203 189V190H202ZM211 189V190H210ZM255 189V190H254ZM97 190V191H98ZM199 190H200V192H199ZM209 190H210V192H211V196H217L216 197V200H214L213 201V199H215V197L213 196V198L212 197H210V198H212V201L214 202L213 204L214 205H212V203H207V200L208 201H210V202H212L211 201V199L207 196V197H204V195L206 196V195H209L210 196V192H209ZM206 192V193H209V194H206V193H204V192ZM228 191H229V193H228ZM21 192V191H20ZM19 192V193H20ZM192 192H193V194H192ZM195 192V193H194ZM196 192H199L198 194L196 193ZM223 192V193H222ZM264 192V191H263ZM97 193V192H96ZM202 193V194H201ZM204 194V195H203ZM213 194V195H212ZM227 194V195H226ZM233 194H234V196H233ZM14 195H16L15 197H14ZM30 195V199H29V196ZM203 195V196H202ZM231 195V197H229V196ZM41 196H42V198H41ZM264 196V195H263ZM171 197V198H170ZM206 200V202H205V200L203 201L202 199L203 198ZM219 197V198H218ZM235 199H233V198ZM255 197H257V196H255ZM16 198V199H15ZM19 198V197H18ZM27 198V199H26ZM182 198H183V200H185V202L183 201H181L182 203H184V204H182L181 202L180 203H177V201H180V200H182ZM193 199V200H201L203 203L202 204H204L205 205V203L206 204H210L208 207L205 205L204 207H206V209H208V213H206L204 210H206V209H204L203 211H200V209L199 208H204V207H202L203 205H201V202H200V204H199V202H195L194 201V203H193V201L192 200H190V199ZM207 198V199H206ZM217 198H218V200H217ZM258 198V197H257ZM256 198V199H257ZM231 199V200H230ZM234 201H233V200ZM239 199V197L237 196V200ZM254 199V198H253ZM39 200V201H38ZM153 200V199H152ZM259 200V199H258ZM257 200V201H258ZM101 201V202H100ZM190 201H192V202H190V204H189V202ZM229 201L231 202V203H229ZM236 201V202H235ZM255 201V200H254ZM257 201H255V206L254 207H256V205H258L259 204V201H258V203H257ZM192 203V204H191ZM197 204L198 205V207H195V206H193V204ZM226 203V204H225ZM18 204V205H17ZM195 204V205H196ZM253 204H254V202H253ZM196 205V206H197ZM219 206V205H218ZM259 206V205H258ZM260 206H261V203H260ZM10 207V208H11ZM107 207V208H106ZM216 208H217V206H215ZM213 208V209H212ZM175 211H174V210ZM178 209V210H177ZM199 209V210H198ZM218 209V208H217ZM216 209V211H218ZM23 211V212H22ZM114 211V210H113ZM200 212L202 213V215L200 214ZM181 213V214H180ZM205 214V215H204ZM118 217H117V216ZM204 215V216H203ZM202 216H203V218H202ZM205 217V218H204ZM171 218V219H170ZM176 218H178V217H176ZM175 218V219H176ZM204 219V220H203ZM208 219L210 220V221H208ZM251 219H253L252 217L250 218V222H251ZM125 224H124V223ZM240 224H242L241 226H243V222H240L239 223V225ZM150 227H152L151 225H149ZM240 226V227H241ZM262 226V227H261ZM261 226H259L260 228L259 229H257V226H255V229H253V230H251L253 233V235H257V234H259V235H257V239L256 238H254V242H252L253 240V238H251V234H249L251 231H250V229H249V231L246 229V231H245V234H244V236H245V238H244V236H242V238H244V240H248L247 242L246 241H243V239L242 238H240V240H242V243H241V241L237 244L238 246L239 245H241L240 247H241V250L240 249H236L237 248V246H236V248H235V245L233 246V247H231L232 249H233V251L236 249L237 250V252L236 251H234L233 252V255L234 254H236L237 253V255L239 256H233L232 254H229L228 255V253L227 254H225V255H227L228 257H231L232 258V256H233V261H231V259L230 258H228L227 256V258L225 257H223L224 256V253H222L221 255H220V252H218L217 250V254H218V256H219V258L217 257V258H214V254H213V251H212V253H210L209 251H208V253H206V255L204 254V256L202 255V257L200 256V259H199V262H198V264H200L202 261V263L203 264H236V262H238L239 261V259L241 258L240 256L241 255H239V253H240V251H243V250H247L246 252H247V254L251 251L252 253L254 252V257L253 256H251L250 258L252 259V257H253V259L251 260L250 258H249V254L247 255L248 257L247 258H245L244 260H243V258L245 257H243L242 259H240V261L242 262L241 264H259V263H256L257 262V260H259L258 262H261L260 260H262V257H263V259H264V251H262L263 249H264V224L263 225H261ZM77 227H80V229L79 228H77ZM150 227H148L150 230H151V228ZM152 227V228H153ZM69 228H77V229H79V230H81V232H83L84 231V234L82 235V236H78L79 234L81 235V232L79 233V234H75L74 233V231L72 230L71 232L69 231L68 232V229ZM82 228V229H81ZM244 229V228H243ZM75 230V229H74ZM152 231V232H153ZM254 231H259L258 233H255ZM153 233V234H154ZM181 234L179 235V236H181ZM66 235V236H65ZM155 235V234H154ZM243 235V234H242ZM250 236V237H248V236ZM163 236H165V237H163ZM85 239H83V238ZM222 237H226V236H224V235H222ZM163 238H165V239H163ZM174 238V239H173ZM229 238V237H228ZM251 238V239H250ZM76 239V240H75ZM78 239V240H77ZM82 239H83V242H82ZM168 239H170V240H168ZM67 240H68V242H67ZM183 240V241H184ZM252 240V241H251ZM222 241L223 242H225L226 241V244H227V241H228V244H229V239H227V238H225V239H223L222 238ZM75 242V243H74ZM137 244H135V243ZM187 242V243H188ZM214 242V241H213ZM244 242H246L245 244H243ZM73 243V244H72ZM192 243H191V245H192ZM196 244V246L198 245L199 246V244ZM202 243V242H201ZM148 245H150L149 243H147ZM230 244H231V246H232V242L230 241ZM230 244H229V246H230ZM136 245V246H135ZM187 245H190V244H187ZM243 245H244V248L242 249V247H243ZM245 245H246V247H245ZM152 246V245H151ZM151 246H149V247H151ZM192 246H194V245H192ZM263 247V248H259V247ZM154 248V247H153ZM152 247H151V249H153ZM239 248V247H238ZM246 248H248V249H246ZM258 248H259V251L260 252H262V254L260 255L261 256V258H260V256L259 255H257V256H259V258L257 259V256H256V254L258 253L259 254V252H257L258 251ZM257 251H256V250ZM244 251V252H245ZM214 252H215V250H214ZM236 252V253H235ZM239 252V253H238ZM245 252V253H246ZM210 253V254H209ZM215 253V254H216ZM251 253V254H252ZM131 254V255H130ZM134 254V255H133ZM208 254L210 255V256H212L211 254H213V256L210 258V256L208 257ZM217 254H216V256H217ZM243 254V253H242ZM139 255V254H138ZM83 256H85V255H80V257L82 258ZM128 256V257H127ZM129 256H131L132 258H129ZM135 256V257H134ZM206 256V258H208L209 259V261H208V259H205L204 257ZM98 257V258H97ZM134 257V258H133ZM239 259H238V258ZM126 258H125V260H126ZM189 258H194L193 256H189L188 257V259H186V261H189V263H186V264H190V263H192L193 262V264H194V262H196L197 263V259H193L191 262H190V260H189ZM237 258V259H236ZM201 259H204L205 260V262L207 261V263H205L204 262V260H202L201 261ZM237 261H236V260ZM184 260H185V258H184ZM184 260H182L183 261V263L185 264V261ZM251 260V261H250ZM256 260V261H255ZM239 261V262H240ZM254 261H255V263H254ZM263 262H264V260H263ZM111 263V264H112ZM182 263V264H183ZM195 263V264H196ZM262 263V262H261ZM239 264V263H238ZM264 264V263H263Z\"/></svg>",
  "mask_w": 264,
  "mask_h": 264
}]
</instances>
